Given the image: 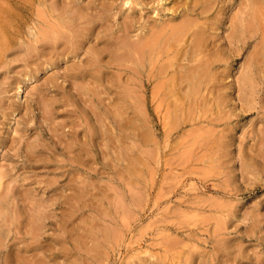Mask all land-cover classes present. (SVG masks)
Here are the masks:
<instances>
[{
	"label": "bare ground",
	"instance_id": "bare-ground-1",
	"mask_svg": "<svg viewBox=\"0 0 264 264\" xmlns=\"http://www.w3.org/2000/svg\"><path fill=\"white\" fill-rule=\"evenodd\" d=\"M37 1V0H36ZM64 1V0H63ZM157 1H162V0H157ZM189 1L192 2L191 6H189ZM219 0H184L182 1L181 5L182 6H186L184 8V10L182 11V13L180 12V20L178 19V21H172V20H159L158 19H153L150 20L149 22H147V20L145 19V21L140 22L139 18H136V14L132 13V9H131V5L134 2L133 0H122L118 12L122 13L121 16V23L119 26H117L118 28L115 30V28H112L113 25H115V23L112 24H108L105 25L107 23L106 22L108 19L110 20V18L113 19V21L116 20V11L113 10V2L108 3V4H104V3H99L102 6L101 12L98 14L96 20L100 21L99 27L97 28L95 34H93L94 29L96 28V21L95 19H93V17L89 18V15H86V12L83 11V9L85 8V6H87V10L88 8V3L85 2L84 5L82 4H77L76 7L74 6V9H72V11L70 13L67 14L66 19H64L63 17H59L60 22L58 21V23L56 22L55 24H50L49 22L45 21L46 24H50V26L48 27H44V29L41 28H37L38 30L35 31L36 33H34L35 37L33 40H31V44H28L25 49V57L30 58V60L32 61V63L34 64L33 68L30 70H22L20 72V74H22L23 78H21L20 74L18 76L15 77L14 80H11L9 82V88H14L15 91H17V93H19L21 90L26 89L27 91H29L30 93H33V91L36 93V104H37V109H41V115L40 118L37 119V122L40 126V130H36V133L31 134L30 136H28L29 138H25L23 144H21L19 142L20 138L18 140V138L15 137H9L10 141H6V140H1L0 142L7 146V149H10L14 146V144L18 142L21 144H18L20 147H22L21 149H23V158L26 161H31L32 162H41V163H48L51 160V152L52 155L54 154V156L60 154L63 156H66V161H68V163H72V162H78L79 160L84 161L85 164H91L92 162H94V154L92 153L93 150L90 149L91 146V140H92V131L94 132L96 129H92L93 126H91V129L89 128L90 126L88 125V130L83 129V131L81 132L77 127L78 126H82V122L79 119L80 117H85L87 116V109H85V107H83L84 109H81L79 106H82L81 104L78 106L81 110L75 114V107L77 108V103H79V99L83 100L85 103L87 101V107L89 108V111L91 113V115H93L92 113L98 114L99 115V120L100 122V126L101 129L99 127V130L101 132L100 133V137L99 139L102 140V146H104L105 152L108 149V145H109V141H110V137L112 138V135H110L109 130L111 131L112 129L108 126V121H109V117L110 114L114 111L111 108V102H109V98L111 96V94H114L115 97H117V99L124 100L127 99L128 97H132V96H136L137 94H139L136 89L134 87H128L129 84L131 85V83H133L134 79H135V75L140 74V72H142V68L146 69L147 65H152L153 68H156L157 72L156 75L159 77L161 76V74L163 75V73L167 72V66L164 65H158V67H155V62H157L158 57L163 55V51H168L169 48L173 49V47L175 46L174 44L176 43H180V41H183V45L181 47V51L177 52V54L179 53L180 55H183L182 58H180L179 60H187L189 59L187 56V53L193 52V56L194 58H191L189 61L187 60L186 62H182L181 63H177L178 65H176L179 69L177 70H173L171 69V72H167L165 77L166 79V83L168 84V88L166 89V94L167 97L168 96H172V98H174V101H179V99L183 98L185 100V98L187 97V95L189 94L190 90L192 89V84L195 87L194 90H196L195 93H193L192 95H196L197 92H200L201 86L202 85H207V83L209 82V80H213L216 78H218L217 76H219V72H218V68L221 66V64L223 65V67L221 68V76H223V74H225V76H228V74H230V69H231V61L236 60V58L238 56L241 55V51L243 49H245L247 46H249L251 44V42L253 41V39L257 38L252 45V48H250V50L247 51V54L244 57L243 62L240 64V67L238 69V74L235 77L236 79V90H237V99L240 101V107L241 111L244 112H249L251 109L257 107L256 105V101H255V95L257 91L260 89V83H263V89H264V0H239L238 2V6L234 9V10H230L228 12L227 9V5L228 4H232V2L230 0H220L221 2L218 3ZM238 1V0H237ZM18 2V1H17ZM39 2V1H38ZM44 2V1H43ZM49 2V1H48ZM53 2V1H52ZM68 2V0H67ZM65 3V5H67L68 3ZM104 2V1H102ZM171 2V1H170ZM15 3V2H14ZM21 3V2H20ZM45 3V2H44ZM55 3V2H54ZM72 3V2H71ZM90 3V0H89ZM159 3V2H158ZM178 3V2H177ZM228 3V4H227ZM48 4V3H45ZM117 4V3H116ZM163 4V3H162ZM234 4V3H233ZM39 5V4H38ZM70 5V3H69ZM68 5V6H69ZM90 5V4H89ZM118 5V4H117ZM126 5V6H125ZM145 5V4H144ZM150 5V4H148ZM155 5V4H154ZM46 6V5H45ZM63 8V5H61ZM94 6V5H93ZM121 6H124L121 7ZM158 6V5H157ZM180 6L179 5H175V6H171V11H173L174 13H176V9L177 7ZM41 7V6H39ZM38 7V8H39ZM48 7V6H46ZM45 7V8H46ZM70 7V6H69ZM92 7V6H91ZM231 7V6H230ZM44 8V7H43ZM53 8V7H51ZM50 8V9H51ZM95 8V7H93ZM180 8V7H178ZM98 9V7H97ZM117 9V8H116ZM128 9V10H127ZM40 10V11H39ZM39 12H41V9L39 8ZM53 10V9H52ZM55 10V9H54ZM126 10V11H125ZM158 10V9H157ZM37 11V13H38ZM47 11V10H46ZM62 12H64L63 10H61ZM59 10V12H61ZM68 11V10H67ZM66 11V12H67ZM91 11V10H90ZM93 11H95L93 9ZM92 11V12H93ZM124 11V12H123ZM178 11V10H177ZM23 12V11H22ZM51 12V11H50ZM48 11V13H50ZM56 12V11H55ZM69 12V11H68ZM96 12V11H95ZM143 12V11H142ZM149 12V11H148ZM153 12V11H152ZM41 13H43L42 15H44V12L42 11ZM88 13V12H87ZM98 13V12H97ZM157 13V12H156ZM197 13V14H196ZM28 14V13H27ZM52 14V12L50 13ZM63 14V13H61ZM65 14V12H64ZM154 14V13H153ZM169 14V13H168ZM195 14V15H194ZM53 15V14H52ZM92 15V13H91ZM90 15V16H91ZM97 15V14H96ZM146 15V14H145ZM162 15V14H159ZM171 15V14H170ZM38 16V15H37ZM50 16V15H49ZM93 16V15H92ZM34 17V15H33ZM36 17V16H35ZM40 17V16H39ZM56 17V16H54ZM140 17V16H139ZM150 17V16H149ZM158 17V16H157ZM163 17V16H162ZM49 18V17H48ZM51 18V17H50ZM53 18V17H52ZM142 18V17H141ZM41 19V18H40ZM56 19H53L54 21H56ZM175 19V18H174ZM47 20V19H46ZM51 20V19H50ZM35 21V20H34ZM32 21V22H34ZM80 21H84L85 26H81L80 30H76L74 29L75 24L81 23ZM39 22V21H38ZM43 22V21H42ZM112 22V21H111ZM119 23V22H118ZM48 24V25H49ZM117 24V23H116ZM30 25V24H28ZM44 25V24H43ZM17 26V25H16ZM34 26V25H33ZM42 26V25H40ZM46 26V25H45ZM77 26V25H76ZM79 26V25H78ZM77 26V27H78ZM27 27V26H26ZM76 27V28H77ZM114 27V26H113ZM79 28V27H78ZM36 29V28H35ZM224 29V32L223 30ZM10 38V37H9ZM29 39V38H28ZM0 43H3L2 41H0ZM15 45V44H14ZM11 46V44H10ZM13 46V45H12ZM177 47V46H176ZM13 49V48H12ZM170 50V49H169ZM246 50V49H245ZM13 51V50H12ZM11 51V52H12ZM175 51V50H174ZM173 51V52H174ZM178 51V50H177ZM244 51V50H243ZM18 52V51H17ZM21 52V51H20ZM10 53V52H9ZM14 53V52H13ZM168 53V52H167ZM170 53V52H169ZM20 54V53H19ZM175 54V53H173ZM191 54V53H190ZM172 55V54H171ZM244 55V54H243ZM1 57V54H0ZM169 57V55L167 56V58ZM179 57V56H178ZM170 58V57H169ZM2 59V58H1ZM22 59V57L20 58ZM164 58H162L163 60ZM172 59V58H171ZM60 60V68H62V72L60 71V76H62L63 80L66 81L68 88H65L64 86H60V98L57 97L54 93L53 95L47 97L48 94V90L52 89V88H56L57 84L56 83V75L53 72H50L48 74L44 73L45 69H47L48 67H51L52 65H55L56 62ZM161 60V61H162ZM167 60H165L164 62H166ZM190 61H193V63H189ZM242 61V60H241ZM167 62L170 63V61L168 60ZM166 62V63H167ZM174 62V61H173ZM44 63L43 66H41ZM234 65V64H233ZM237 65V64H236ZM173 67V68H176ZM146 67V68H145ZM151 67V68H152ZM11 68V67H10ZM19 68V67H18ZM38 68H41L43 72V74H41L40 76L38 75ZM56 68V67H55ZM150 68V67H149ZM148 68V69H149ZM150 68V69H151ZM7 69V68H6ZM9 70V69H8ZM61 70V69H60ZM5 71V70H4ZM11 71V70H9ZM13 71V70H12ZM47 71V70H46ZM148 73L150 70H147ZM147 71H145V73H147ZM59 72V70H58ZM3 73V72H2ZM1 73V74H2ZM143 73V72H142ZM218 73V74H217ZM143 75V74H142ZM152 75H155L152 73ZM3 76V74H2ZM6 76V75H5ZM125 76V85L123 86L121 80L122 77ZM148 76V74H147ZM146 76V77H147ZM232 76V74H231ZM261 77H263V79L261 80ZM3 78V77H2ZM152 78V77H150ZM155 78V77H154ZM4 79V78H3ZM160 80V78H158ZM39 80H42L41 84L42 86L40 88H38L39 86H37V84H39ZM135 80H138L137 77ZM146 80H149V78L147 77ZM154 81L157 82V84H161L160 81ZM261 80V81H260ZM141 83L145 82V79H142L141 77ZM140 81H136V82H140ZM151 81V80H150ZM188 81H190L191 83H189ZM223 81V80H222ZM3 82V81H2ZM62 82V81H60ZM159 82V83H158ZM184 82V83H183ZM140 83V86H141ZM152 83V85L154 84ZM165 83V82H164ZM212 83V82H211ZM210 83V84H211ZM220 83V82H219ZM224 83V82H223ZM6 84V83H5ZM56 84V86H55ZM64 84V83H63ZM62 84V85H63ZM148 84V83H147ZM191 84V85H190ZM150 85V86H152ZM156 85V84H155ZM213 85V84H212ZM228 85V83H227ZM225 86L224 89L226 90V94L228 93L229 90H233L234 87L231 85ZM132 86H134V84H132ZM136 86V85H135ZM162 86V85H161ZM209 86V85H208ZM219 86V85H218ZM217 86V87H218ZM1 87V86H0ZM5 87H8L5 85ZM115 87V89H113ZM160 87V86H159ZM159 87H152L150 89H153L151 91V93H154V90L159 89ZM166 87V86H165ZM206 91L209 95H211L210 97L213 98V100L215 98H221L223 96L222 93L216 92V89H220L221 88H214L215 86H212L210 89L209 87H206ZM137 88V86H136ZM146 88V87H145ZM144 88V89H145ZM215 90H214V89ZM262 88V87H261ZM2 88H0L1 90ZM7 89V88H6ZM141 89V88H139ZM143 89V88H142ZM141 89V90H142ZM223 89V88H222ZM223 89V90H224ZM228 89V90H227ZM58 90V89H56ZM193 90V89H192ZM204 90V89H203ZM235 90V91H236ZM25 91V90H24ZM145 91V90H144ZM163 91V89H162ZM4 92V90L2 91ZM10 92V91H9ZM142 92V91H141ZM159 92V91H158ZM6 93V92H5ZM5 93H3L5 95ZM144 93V92H143ZM150 93V95H152ZM192 93V91H191ZM190 93V94H191ZM203 93V92H202ZM236 93V92H235ZM52 94V93H51ZM201 94V93H199ZM206 94V93H205ZM229 94V93H228ZM225 95L227 96V98L232 99V96L229 95ZM2 95V94H1ZM29 95V94H28ZM50 95V94H49ZM156 95V94H155ZM154 95V96H155ZM162 95V94H161ZM8 96V95H7ZM31 96V95H29ZM113 96V95H112ZM143 96V95H142ZM141 96V97H142ZM164 95H162L163 98ZM25 97V96H24ZM23 97V98H24ZM34 97V96H33ZM84 97V98H83ZM152 97V96H150ZM158 97V96H157ZM181 97V98H180ZM192 97V96H191ZM204 97V96H203ZM1 98V96H0ZM27 98V97H26ZM30 98V97H29ZM32 98V96H31ZM211 98V99H212ZM6 99V98H5ZM139 99V98H138ZM143 98H141L142 100ZM155 99V97H154ZM160 99V98H159ZM157 99V101L159 100ZM165 99V98H164ZM188 99V98H187ZM222 99V98H221ZM7 100V99H6ZM23 100V99H21ZM26 100V99H25ZM24 100V101H25ZM111 100V99H110ZM136 100V99H135ZM134 100V101H135ZM167 100V99H166ZM257 100V99H256ZM138 101V100H137ZM161 101V100H160ZM190 101H192V99H190ZM203 101V100H202ZM217 101V100H216ZM223 101V100H222ZM2 102V101H1ZM0 102V103H1ZM4 102V101H3ZM6 102V101H5ZM4 102V103H5ZM113 103L117 102V101H112ZM119 102V101H118ZM141 102V101H140ZM156 102V101H155ZM167 102V101H165ZM175 102V104H176ZM181 105H183V101H179ZM182 102V103H181ZM214 102V101H213ZM264 102V101H263ZM13 103V102H11ZM132 103H134L132 101ZM137 102H135L136 104ZM152 103V102H151ZM158 103V102H156ZM197 103V101H196ZM208 103V102H207ZM128 104V103H127ZM131 104V103H130ZM129 104V105H130ZM134 104V105H135ZM191 105V102L189 103ZM226 104V103H225ZM230 104V103H229ZM256 104V105H255ZM115 105V104H114ZM114 105L112 104V106L114 107ZM123 105V104H122ZM169 105V104H166ZM172 105V103H171ZM174 105V104H173ZM179 105V103H178ZM186 105V104H185ZM198 105V103H197ZM201 105V103H200ZM205 107L207 106L206 104ZM222 105V104H221ZM72 107V109L68 110L67 107ZM124 106V105H123ZM126 106V105H125ZM128 106V105H127ZM175 106V105H174ZM189 109V105H186ZM195 106V104H194ZM210 106V105H209ZM231 106V105H230ZM233 106V105H232ZM60 110H59V108ZM69 107V108H70ZM118 107V106H117ZM143 107V106H142ZM155 107V106H154ZM158 108V106H156ZM166 107V106H165ZM172 107V106H171ZM178 107V106H177ZM176 107V108H177ZM218 107V105H217ZM264 106H260V108H262ZM5 109L8 108V110H10V113H12L15 110H18L19 115L20 116V121L21 118L23 121L28 122L31 119L30 118H23L22 115H24L25 113H28L27 111L29 110L28 106L26 105V107H23L22 105H18L17 103L11 105L10 107L5 106ZM25 108V109H24ZM31 108V107H30ZM119 108V107H118ZM131 108V107H130ZM162 108V107H161ZM175 108V109H176ZM208 108V107H206ZM22 109H24V111H22ZM114 109V108H113ZM121 109V107H120ZM123 109V108H122ZM121 109V110H122ZM145 109V108H144ZM155 109V108H154ZM167 109V107L165 108ZM184 107H179L174 110L176 113L177 111V115H176V119H173L175 121V125L179 124L180 125V120L181 122L185 121V117H183L182 113ZM205 108H203L204 110ZM209 109V108H208ZM213 109L216 108L213 107ZM218 109V108H217ZM236 109V107H235ZM238 109V108H237ZM35 110V109H34ZM119 110V109H118ZM135 110V109H134ZM168 110V109H167ZM167 110H162L163 112ZM170 110V109H169ZM185 110V109H184ZM191 110V109H190ZM137 111V110H136ZM141 111V110H140ZM146 111V110H145ZM159 111V110H158ZM178 111L179 113H181V119L178 115ZM194 110L192 109L191 112H193ZM212 111V110H211ZM257 111V109H256ZM1 112V111H0ZM116 112V111H115ZM114 112V113H115ZM189 112V111H186ZM214 113V111H212ZM225 113V111H223ZM252 112V111H251ZM15 113V112H14ZM31 113V112H30ZM38 113V112H37ZM123 113V112H122ZM130 113V112H128ZM143 113V112H142ZM147 112H144V114ZM159 114V112H157ZM162 113V112H161ZM263 113V112H262ZM113 114V113H112ZM117 114V113H116ZM121 114V113H120ZM135 114V113H134ZM143 114V116H144ZM186 114V113H185ZM193 114V113H191ZM190 114V115H191ZM230 114V112H229ZM239 114V113H238ZM258 114V113H257ZM15 115V114H14ZM148 115V114H147ZM188 115V114H187ZM210 115V113H209ZM208 115V116H209ZM227 115V114H226ZM251 115V114H250ZM16 116V115H15ZM36 116V115H35ZM89 116V115H88ZM87 116V118H88ZM128 116V115H127ZM146 116V115H145ZM161 116V114H160ZM165 116V115H164ZM193 116V115H192ZM204 116V114L202 115V117ZM207 116V117H208ZM215 116V115H214ZM248 116V115H247ZM10 117V116H9ZM34 117V116H33ZM60 117V118H59ZM92 117V116H91ZM119 117V116H118ZM117 117V118H118ZM134 117V115H133ZM132 117V118H133ZM140 117V115H139ZM189 117V116H187ZM191 117V116H190ZM211 117V116H210ZM225 117V116H224ZM243 117V116H242ZM245 117V116H244ZM16 118V117H15ZM79 119L78 120H76ZM144 118V117H143ZM148 118V117H147ZM196 118V117H195ZM89 119V118H88ZM119 119V118H118ZM135 119V117H134ZM133 119V120H134ZM145 119V118H144ZM212 119V118H211ZM220 119V117H219ZM16 120V119H15ZM87 120V119H86ZM111 120V119H110ZM141 120V119H140ZM147 120V119H145ZM144 120V121H145ZM171 120V119H170ZM190 119H188L189 121ZM192 120V119H191ZM194 120V119H193ZM258 120V119H257ZM12 121V120H11ZM19 121V122H20ZM83 121V120H82ZM96 121V120H95ZM94 121V122H95ZM120 121V119H119ZM125 121V120H124ZM134 121H137L136 119ZM144 121L143 122V126H144ZM148 121V120H147ZM162 121V120H160ZM159 121V122H160ZM166 121V120H165ZM173 121V122H174ZM222 121V120H221ZM261 121L260 122V127L258 126V135L257 138L255 139L253 145L250 146V148H252V153L250 155H248L247 158H245V152L242 148V145L240 147V156L242 158L241 161V177L245 175V179L244 181V186L239 185L234 183L231 187L228 186H223V190H216V192L220 193L221 196L225 197H219V196H212L209 197L208 199H212L211 203L209 204V211L208 212H203L201 213L205 218L206 221L203 220L204 222L209 223L210 225L209 228L207 227V231L209 232V240H211L212 243V247L211 250H204V251H198L195 252L193 254H191V252H188L184 255V260H183V264H193L196 260V256L200 255L201 258L198 260V263L196 264H264V255H261L259 252L261 251V248H264V197L260 198V199H255V200H250L251 202H249V204H246L245 206H242V204L239 203V200L237 202V198H239V196H243L246 195L250 198V196L252 197V195H255L256 192L260 189H262L264 187V177L260 178L259 176L264 174V116L261 117ZM89 122V121H88ZM87 122V123H88ZM93 122V121H92ZM96 122V123H97ZM110 122V121H109ZM111 121L110 125L112 124ZM118 122V121H115ZM158 122V121H157ZM158 122V123H159ZM172 122V123H173ZM206 122V121H205ZM225 122V121H224ZM21 123V122H20ZM29 123V122H28ZM43 123L45 125H43ZM130 123V122H129ZM146 123V122H145ZM151 123V122H150ZM162 123V122H161ZM159 123V124H161ZM169 123V122H168ZM212 123V122H211ZM223 123V122H222ZM249 123V122H248ZM36 124V123H35ZM37 124V125H38ZM115 124V123H114ZM113 124V126H115ZM118 124V123H117ZM123 124V123H122ZM126 126L127 123L125 122ZM137 124V123H136ZM141 124V123H139ZM138 124V125H139ZM148 124V123H146ZM171 124V123H169ZM182 124V123H181ZM195 124V123H194ZM245 124V122H244ZM5 125V124H4ZM20 125V124H19ZM165 125V123H164ZM173 124H171L172 126ZM208 125V124H207ZM212 125V124H210ZM251 125V124H250ZM250 125H248L250 127ZM257 125V124H256ZM23 126V125H22ZM112 126V127H113ZM119 126V125H118ZM170 126V125H169ZM181 126V125H180ZM193 126V125H190ZM200 126V125H198ZM221 126V124H220ZM246 126V125H245ZM6 127V126H5ZM97 127V125H96ZM97 127V128H98ZM137 127V126H136ZM148 128L150 126H147ZM153 127V126H152ZM174 127V126H173ZM172 127V128H173ZM177 127V126H176ZM175 127V128H176ZM187 127V126H186ZM205 127V126H204ZM208 127V126H207ZM212 127V126H211ZM210 126L208 128H211ZM225 127V126H224ZM13 128V127H12ZM66 128V129H65ZM118 128V127H117ZM130 128H131V124H130ZM134 128V127H133ZM181 128V127H180ZM179 128V129H180ZM195 128V127H194ZM199 127H197L198 129ZM201 128V127H200ZM218 128V127H217ZM234 128V127H233ZM242 128V127H240ZM248 128V127H247ZM9 129V128H8ZM39 129V128H38ZM136 129V128H135ZM144 129V128H143ZM150 129V128H149ZM161 129V128H160ZM171 129V128H170ZM169 129V130H170ZM238 129V128H237ZM252 129V127H251ZM98 130V129H97ZM98 130V131H99ZM114 130V129H113ZM123 130V129H122ZM134 130V129H133ZM140 130V129H139ZM145 130V129H144ZM147 130V129H146ZM151 130V129H150ZM166 130V128H165ZM178 130V129H177ZM186 129H184L185 131ZM212 131L213 128H211ZM221 129H219L220 131ZM250 130V129H249ZM13 133L15 132L14 130H12ZM138 131V130H137ZM141 131V130H140ZM160 131V130H159ZM188 131L190 132L191 130ZM208 132V130H205V132ZM248 131V130H247ZM253 131V130H252ZM17 132V131H16ZM26 132V131H25ZM96 132V131H95ZM151 132V131H150ZM153 132V131H152ZM163 132V131H161ZM165 132V131H164ZM168 132V131H167ZM194 132H197L196 130ZM210 132V131H209ZM221 132V131H220ZM256 132V131H255ZM254 132V133H255ZM24 133V132H23ZM97 133V132H96ZM95 133V134H96ZM124 133V132H123ZM142 133V131H141ZM175 133V132H174ZM187 133V132H186ZM202 133V132H201ZM222 133V132H221ZM220 133V134H221ZM249 133V132H248ZM252 133V132H251ZM22 134V133H21ZM44 134H47L49 139H45ZM133 134V133H132ZM135 134V133H134ZM151 134L152 133H148L145 132L141 137L143 143L147 144L149 142L152 141V137L151 138ZM164 134V133H163ZM172 134V133H171ZM177 134V133H176ZM185 132L183 133V136L181 139H183ZM197 134V133H196ZM211 134V132H210ZM219 134V133H218ZM217 134V135H218ZM219 134V135H220ZM243 134V133H242ZM240 134V135H242ZM5 135V134H4ZM7 135V134H6ZM11 135V133H10ZM20 135V134H18ZM28 135V134H27ZM97 135V134H96ZM120 135V134H119ZM127 135V134H126ZM129 135V133H128ZM136 135V134H135ZM182 135V134H181ZM216 135V134H215ZM216 135V136H217ZM252 137V134H250ZM46 136V137H47ZM117 136V133H116ZM165 136V135H164ZM172 136V135H171ZM191 136L190 133L187 136V138ZM194 136V135H193ZM206 136V135H204ZM203 136V137H204ZM221 136V135H220ZM224 136V135H223ZM244 136V134L242 135ZM255 136V135H254ZM27 137V136H26ZM32 137V138H31ZM120 137V136H119ZM168 137V136H167ZM165 136V138L162 137V139H166L167 138ZM170 137V136H169ZM168 137V138H169ZM202 137V136H201ZM207 137V136H206ZM245 137V136H244ZM98 138V137H97ZM118 138V137H117ZM121 138V137H120ZM133 138V137H132ZM135 138V137H134ZM139 138V137H138ZM161 138V137H160ZM159 138V139H160ZM171 138H177V137H171ZM185 138V137H184ZM255 138V137H254ZM119 139V138H118ZM191 139H194L193 137ZM198 139H200L198 137ZM217 139V138H216ZM215 139V140H216ZM238 139V138H237ZM97 140V139H96ZM115 140V138H114ZM135 140V139H133ZM137 140V139H136ZM155 140V139H154ZM153 140V141H154ZM172 140V139H171ZM174 140V139H173ZM177 140V139H176ZM190 139H188L187 141H189ZM197 140V139H196ZM204 140V138H203ZM212 140V139H211ZM225 140V139H224ZM252 140V139H250ZM21 141V140H20ZM127 141V139H126ZM130 141V140H128ZM152 141V142H153ZM157 141V140H156ZM164 141V140H162ZM175 141V140H174ZM186 141V139H185ZM195 142V139L193 140ZM207 141V140H206ZM214 141V140H213ZM240 141V140H239ZM238 141V142H239ZM95 142V141H94ZM117 142V141H116ZM133 142V141H132ZM155 142V141H154ZM166 142V141H165ZM179 142V141H178ZM221 141H219L220 143ZM241 142V141H240ZM0 143V144H1ZM113 143V142H112ZM126 143V142H125ZM129 143V142H128ZM128 143H126L128 145ZM131 143V142H130ZM135 143V141L133 142ZM132 143V144H133ZM142 143V142H141ZM169 143V142H168ZM173 143V142H172ZM171 143V144H172ZM181 143V142H179ZM189 144V142H187ZM227 143V142H226ZM243 143V142H242ZM116 144V143H114ZM138 144V143H137ZM144 144V145H145ZM175 144V143H174ZM191 144V142H190ZM194 144V143H193ZM237 144V143H236ZM17 145V144H16ZM120 145V144H119ZM122 145V143H121ZM123 148V146H121ZM135 145V144H133ZM132 145V146H133ZM144 145L140 148H143ZM150 145V144H149ZM185 145H187L185 143ZM184 145V146H185ZM196 145V144H195ZM205 145V143H204ZM211 145V144H210ZM19 146H16L15 148L18 150ZM97 146V145H96ZM110 146V145H109ZM118 146V144L116 145ZM138 146V145H136ZM179 146V145H178ZM190 146V145H188ZM202 146V145H201ZM212 146V145H211ZM229 146V145H228ZM232 146V145H231ZM234 146V145H233ZM57 147H59V150H57ZM114 147V146H113ZM172 147V146H171ZM170 147V148H171ZM175 148V146H173ZM177 147V146H176ZM194 147V145H193ZM204 149V146H202ZM207 147V146H206ZM224 146H222L223 148ZM230 147V146H229ZM246 147V146H245ZM93 148V147H92ZM103 148V147H102ZM115 148V147H114ZM113 148V150H114ZM147 148V146L145 147V149ZM152 145H151V150H152ZM178 148V147H177ZM189 148V147H188ZM235 148V147H234ZM20 149V150H21ZM96 149V148H95ZM110 149V148H109ZM117 149V148H116ZM119 149V147H118ZM121 149V148H120ZM125 149V148H124ZM135 149V148H134ZM138 149V148H137ZM155 149V147H154ZM168 149V147H167ZM190 149V148H189ZM202 149V150H203ZM224 149V148H223ZM11 150V149H10ZM15 150V149H14ZM13 150V151H14ZM102 150V149H101ZM111 150V152L113 153L114 151ZM122 150V149H121ZM120 150V151H121ZM136 150V149H135ZM160 150V149H159ZM162 150V149H161ZM171 150V149H170ZM169 150V151H170ZM183 150V149H182ZM185 150V149H184ZM196 150V148H195ZM213 150V149H212ZM2 151V150H1ZM6 151V149H5ZM173 151V149H172ZM177 151V150H175ZM189 151V150H188ZM210 151V150H209ZM226 151V150H225ZM16 152V151H15ZM19 152V151H18ZM99 152V150H98ZM101 152V151H100ZM124 152V151H122ZM145 152V150H144ZM151 152H155L154 150ZM180 152V150L178 151ZM186 152V151H184ZM196 152V151H194ZM202 152V151H200ZM204 152V150H203ZM208 152V150H207ZM215 152V150H214ZM214 152H210L211 154ZM222 152V151H221ZM8 153V152H7ZM127 153V152H126ZM150 154V152H148ZM162 153V151H161ZM164 153V152H163ZM197 153V152H196ZM206 153V151H205ZM223 153V152H222ZM97 154V153H96ZM103 154V153H102ZM108 154V153H107ZM107 154L105 156H107ZM115 154V153H113ZM122 154V153H121ZM125 154V153H124ZM123 154V155H124ZM128 154V153H127ZM132 153H130L131 155ZM136 154V153H135ZM166 154V153H165ZM175 154H171L173 157H175ZM181 154V153H180ZM179 154V155H180ZM203 154V153H202ZM202 154H200L202 156ZM215 154V153H214ZM228 154V153H227ZM231 154V153H230ZM229 154V155H230ZM101 155V154H100ZM134 155V153H133ZM138 156V154H136ZM136 155H134L136 157ZM155 155V154H153ZM151 154L150 157L153 156ZM178 155V154H177ZM178 155V156H179ZM183 155V153H182ZM200 155H195V156H200ZM209 155V154H208ZM224 155V154H223ZM62 156V158H63ZM125 156V155H124ZM123 156V157H124ZM133 156V157H134ZM167 156V154H166ZM165 156V157H166ZM170 155H168L169 157ZM187 156V155H186ZM200 156V157H201ZM225 156V155H224ZM256 156V157H255ZM17 157V156H16ZM20 157V156H19ZM108 157V156H107ZM122 157V156H121ZM126 158H128L127 156H125ZM124 157V158H125ZM139 158L142 159L141 156H138ZM180 157V156H179ZM182 157V156H181ZM180 157V158H181ZM192 157V156H191ZM208 157V156H207ZM210 157V156H209ZM216 157V156H215ZM226 157V156H225ZM103 158V157H102ZM110 158V157H109ZM137 158V157H136ZM137 158V159H139ZM154 159V156L152 157ZM184 158V155H183ZM186 158V157H185ZM184 158V159H185ZM199 158V157H198ZM211 158V157H210ZM220 158V157H219ZM233 158V157H231ZM237 158V157H236ZM18 159V158H17ZM54 159V157H53ZM131 159V158H130ZM139 159V160H141ZM167 159V158H166ZM168 159H171L168 158ZM178 159V158H177ZM197 159V158H196ZM3 160V159H2ZM22 160V159H21ZM128 160V159H127ZM150 160V159H149ZM148 160V161H149ZM164 160V159H163ZM198 160V159H197ZM196 160V161H197ZM1 161V160H0ZM57 161V160H56ZM62 161V160H61ZM64 161V159H63ZM110 161V160H109ZM125 161V160H124ZM131 161V160H130ZM168 161V160H167ZM166 161V162H167ZM172 161V160H171ZM210 161V160H209ZM213 161V160H211ZM2 165H3V161ZM5 162V161H4ZM15 162V161H14ZM89 162V163H88ZM100 162V161H99ZM132 162V161H131ZM135 162V160H134ZM161 162V161H160ZM163 162V161H162ZM201 162V161H200ZM216 162V161H215ZM219 162V161H218ZM233 162V161H232ZM235 162V161H234ZM52 163V162H51ZM54 163V161H53ZM52 163V164H53ZM61 163V162H60ZM66 163V162H65ZM108 163V162H107ZM111 163V162H109ZM140 163V162H139ZM151 163V162H149ZM170 164V162H168ZM192 163V162H191ZM207 163V162H206ZM213 163V162H212ZM211 163V164H212ZM224 163V162H223ZM231 163V162H230ZM21 164V163H20ZM59 164V163H57ZM64 164V163H63ZM125 164V163H124ZM131 164V163H129ZM140 164H146V163H140ZM148 164V163H147ZM161 164V163H160ZM1 165V164H0ZM2 165L0 167H2ZM9 165V164H8ZM11 165V164H10ZM17 165V164H16ZM22 165V164H21ZM106 165V164H105ZM128 165V162L127 164ZM133 165V164H131ZM135 165V164H134ZM152 165V164H151ZM168 165V164H167ZM210 165V164H209ZM219 165V163L217 164ZM33 166V165H32ZM45 166V165H43ZM90 166V165H89ZM121 166V165H120ZM129 166V165H128ZM150 165L148 164V168ZM161 166V165H160ZM207 166V165H206ZM211 166V165H210ZM207 166V167H210ZM48 167V166H47ZM50 167V166H49ZM62 167V166H61ZM67 167V166H66ZM69 167V165H68ZM91 167V166H90ZM126 167V166H125ZM146 167V166H145ZM155 167V166H154ZM164 167V166H163ZM174 167V166H173ZM230 167V164L229 166ZM41 168V167H40ZM39 168V169H40ZM43 168V167H42ZM57 168V167H56ZM76 168V167H75ZM95 168V167H93ZM118 168V167H117ZM127 168V167H126ZM130 168V167H129ZM136 168V165H135ZM134 168V169H135ZM138 169L140 168L139 166L137 167ZM159 168V167H158ZM197 170L199 169L195 167ZM201 170H204V167L200 165ZM203 168V169H202ZM9 169V167L7 168ZM7 169H0V248L2 246H6V238H8L7 236L8 233H10L12 227H14L15 229H17L18 231H21V236L16 239V241H13V243L11 245H13V247L11 248V245H9V251H7L6 255H5V260L4 263L2 264H50V262L48 263V259H50L52 256H54L55 254L60 255V238L56 235H52L50 241H46L43 240L44 239V234L47 231L45 229L46 227V223L49 221L48 218L50 215V213H48V207L50 205H54L53 203L56 202V199L59 198L61 193V190L58 193H56L55 191H57L58 187H54L53 191L54 194L48 196L47 198H45V200L41 198V200H36L33 199L32 196L30 195L31 192H34L35 190H33V186L28 187L27 188H23L24 191L22 193H20L21 191L17 190V184H19V180H21V185L24 184L25 179H27V176H22L20 178H18L17 176H14L13 173L10 170ZM27 169V168H25ZM46 169V167H45ZM51 169V167L49 168ZM47 169V170H49ZM58 169L59 165H58ZM57 169V170H58ZM63 169V168H62ZM69 170H72L70 167L68 168ZM88 169V168H87ZM90 169V168H89ZM92 169V168H91ZM107 169V168H106ZM105 169V170H106ZM131 169V168H130ZM142 168H140L141 171ZM161 169V168H160ZM208 169V168H206ZM42 170V169H40ZM44 170V169H43ZM53 170V169H52ZM117 170V169H116ZM128 170V169H127ZM137 170V169H136ZM146 170V169H145ZM167 170V169H166ZM169 170V169H168ZM167 170V171H168ZM200 170V171H201ZM209 170V169H208ZM220 170V169H218ZM225 170V168H224ZM20 171V170H19ZM18 171V172H19ZM61 171V170H60ZM76 171V169H75ZM122 171V170H121ZM147 171V170H146ZM161 171V170H160ZM187 171V170H186ZM193 171V170H191ZM211 171V169H210ZM229 171V170H228ZM36 172V171H35ZM42 172V171H41ZM48 172V171H46ZM57 172V171H56ZM64 172V171H63ZM68 172V171H67ZM70 172V171H69ZM78 172V171H77ZM139 172V171H138ZM142 172V171H141ZM139 172V174L141 173ZM148 172V171H147ZM158 172V171H157ZM156 172V173H157ZM199 172V171H198ZM208 172L207 170H204V173ZM217 172V171H216ZM215 172V173H216ZM28 173V172H27ZM60 173V172H59ZM72 173V172H71ZM86 173H88L87 175L90 174V170H86ZM94 173V172H93ZM96 173V172H95ZM132 173V172H131ZM146 173V172H145ZM155 173V172H154ZM203 173V174H204ZM209 173V172H208ZM229 173V172H228ZM47 174V173H45ZM58 174V173H57ZM62 174V173H60ZM66 174V173H65ZM77 174V173H76ZM83 174V173H81ZM100 174V173H99ZM180 174V173H179ZM184 174V172H183ZM183 174L182 177H183ZM192 174H195L194 172ZM201 174V177L202 175ZM211 174V172H210ZM214 174V173H213ZM217 174V173H216ZM215 174V175H216ZM226 174V173H224ZM233 174V172H232ZM248 174L252 175V177L248 178ZM41 175H44L41 173ZM48 175V174H47ZM75 175V174H74ZM80 175V173H79ZM124 175V174H123ZM149 175V174H148ZM180 175V176H181ZM200 175V174H199ZM208 175V174H207ZM221 175V174H220ZM227 175V174H226ZM36 176V175H35ZM51 176V175H50ZM49 176V177H50ZM80 176H84V175H80ZM130 176V175H129ZM134 177V175H132ZM155 176V175H154ZM230 175L226 176L229 177ZM239 176V175H238ZM40 177V176H39ZM45 177V176H44ZM47 177V176H46ZM53 177V175H52ZM55 177V176H54ZM68 177V175H67ZM78 177V176H77ZM93 177V176H92ZM126 177V176H125ZM131 177V176H130ZM130 177H128L129 179H131ZM136 177V176H135ZM148 177V176H147ZM182 177H179L180 179ZM197 177V176H196ZM199 177V176H198ZM211 177V176H210ZM218 177V175L216 176ZM231 177V176H230ZM262 177V176H261ZM43 178V177H42ZM58 177H56L57 180ZM66 178V176H65ZM85 178V176H84ZM84 178H79L78 179H83ZM142 178V177H141ZM149 178V177H148ZM155 178V177H154ZM177 178V177H176ZM208 178V177H206ZM213 178V177H212ZM215 178V176H214ZM38 179V178H37ZM47 179V178H46ZM52 179V178H50ZM55 179V178H54ZM70 178L68 177V180ZM75 179V178H74ZM120 179V177H119ZM127 180L128 183L130 182V180ZM134 179V178H132ZM198 179V178H197ZM200 179V178H199ZM203 179V177H202ZM205 179V177H204ZM227 178H225L226 180ZM236 179V178H235ZM242 179V178H241ZM255 179H257L258 182H255ZM40 180V178H39ZM44 180V179H43ZM66 180V179H65ZM123 180L125 181V179L123 178ZM139 180V179H137ZM141 180V179H140ZM143 180V179H142ZM152 180V179H151ZM209 180V179H208ZM230 180V179H229ZM47 181V180H46ZM55 181V180H54ZM58 181V180H57ZM55 181V182H57ZM82 181V180H80ZM82 181V182H83ZM122 181V180H121ZM144 181V180H143ZM142 181V184H143ZM161 181V179H160ZM171 181V180H170ZM179 181V180H178ZM181 181V180H180ZM212 181V180H210ZM240 181V180H239ZM33 182V181H32ZM75 182V181H74ZM78 183H80L79 181H77ZM88 182V181H87ZM132 182V180H131ZM130 182V183H131ZM134 182V181H133ZM66 183V182H65ZM73 183V181H72ZM90 183V181H89ZM92 183V182H91ZM157 183V182H156ZM193 183V182H192ZM228 183H231L228 182ZM226 183V185L228 184ZM35 184V183H34ZM39 184V183H38ZM44 184V183H43ZM54 184V183H53ZM67 184V183H66ZM85 184V183H84ZM111 184V183H109ZM141 184V183H140ZM147 184V183H146ZM189 184V183H188ZM187 184V185H188ZM36 185V184H35ZM46 185V184H45ZM48 185H50V183H48ZM52 185V184H51ZM75 185V183H74ZM112 185V184H111ZM126 185V184H125ZM129 185V184H128ZM164 185V183H163ZM168 185V183H167ZM177 185V184H176ZM59 186V185H58ZM71 186V185H69ZM83 186V185H82ZM80 186V187H82ZM115 186V185H114ZM132 186V184H131ZM140 187H143L141 185H139ZM190 186V185H189ZM219 186V185H218ZM26 187V185H25ZM40 187V186H39ZM50 187V186H49ZM67 187V186H65ZM109 187V186H108ZM111 187V188H110ZM110 189H113L112 186H110ZM145 187V186H144ZM170 187V186H169ZM168 187V188H169ZM174 187V186H173ZM195 187V185H194ZM212 187V186H211ZM20 188V187H18ZM69 188H73V187H69ZM119 188V187H118ZM126 190H129V186L126 187ZM162 188V187H161ZM22 189V190H23ZM50 189V188H49ZM77 189V188H76ZM132 189V188H130ZM136 189V188H135ZM138 189V188H137ZM143 189V188H142ZM193 189V188H192ZM195 189V188H194ZM197 189V188H196ZM203 189V188H202ZM47 190V189H46ZM66 190V189H65ZM70 190V189H69ZM68 190V191H69ZM72 190V189H71ZM91 190V189H90ZM89 190V191H90ZM108 190V189H107ZM134 190V189H132ZM168 190V189H167ZM172 190V189H171ZM53 191L51 193H53ZM74 191V190H72ZM78 191V190H77ZM112 191V190H111ZM116 191H118V189H116ZM123 191V190H121ZM143 191V190H142ZM148 191V190H147ZM146 191V192H147ZM188 191V190H187ZM186 191V192H187ZM192 191V190H191ZM18 192V193H17ZM44 192V191H43ZM67 192V190H66ZM81 192V191H80ZM113 192V191H112ZM111 192V193H112ZM126 192V191H125ZM129 192V191H128ZM140 192V191H139ZM137 192V193H139ZM157 192V191H156ZM184 192V191H183ZM208 192V191H207ZM71 193V192H70ZM79 193V192H77ZM87 193V192H85ZM104 193V192H103ZM110 193V194H111ZM114 193V192H113ZM119 193V192H118ZM124 193V192H123ZM135 193L136 192H132ZM45 194V193H44ZM72 194V193H71ZM74 194V193H73ZM80 194V193H79ZM83 194V193H82ZM81 194V195H82ZM116 194V192L114 193ZM149 194V193H148ZM147 194V195H148ZM262 194V193H261ZM38 195H41L38 194ZM43 195V193H42ZM48 195V194H47ZM70 195V194H69ZM89 195V194H88ZM87 195V196H88ZM101 195V194H100ZM112 195V194H111ZM116 195V196H120ZM134 195V194H133ZM132 195V196H133ZM137 195V194H136ZM150 195V194H149ZM183 195V194H182ZM186 195V194H185ZM193 195V194H192ZM190 195V196H192ZM196 195V194H194ZM200 198L203 196L201 194ZM95 196V195H94ZM99 196V195H98ZM105 196V195H104ZM122 196V195H121ZM130 196V195H129ZM131 196V197H132ZM210 196V195H208ZM35 197V196H34ZM39 197V196H38ZM101 197H103L101 195ZM107 197V196H106ZM113 197V195H112ZM123 197V196H122ZM122 197H118L119 200L123 199ZM130 197V198H131ZM36 198V197H35ZM44 198V197H43ZM61 198V197H60ZM93 198V197H92ZM109 198V197H107ZM106 198V199H107ZM117 198V197H116ZM116 198H114L116 200ZM125 198V197H124ZM151 198V197H150ZM149 198V199H150ZM194 198V197H193ZM198 200L200 199L199 197H197ZM204 198V197H203ZM206 198V195H205ZM204 198V199H205ZM74 199V198H73ZM80 199V198H78ZM90 200V196L89 198H87ZM86 199V200H87ZM96 199V198H95ZM94 199V200H95ZM98 199V198H97ZM134 199V197H133ZM144 199V198H143ZM142 199V200H143ZM169 199V198H168ZM175 199V198H174ZM177 199V198H176ZM253 199V198H252ZM60 200V199H59ZM68 200V199H67ZM81 201H83L82 199H80ZM110 200V199H109ZM138 200V199H137ZM192 200V199H190ZM19 201H24V205H21V207L19 206ZM62 201V200H61ZM78 201V200H76ZM99 201V200H97ZM101 201V200H100ZM112 201V200H111ZM166 201V200H165ZM202 201V200H201ZM205 202H207V200H204ZM235 201V202H234ZM249 201V200H248ZM69 202V201H68ZM67 202V203H68ZM71 202V201H70ZM92 202V201H91ZM96 202V200H95ZM110 202V201H108ZM116 202V201H115ZM114 202V203H115ZM132 202V201H131ZM137 202V201H135ZM186 202V201H184ZM183 202V203H184ZM203 202V201H202ZM65 203V202H63ZM74 203V202H73ZM87 204V202H84V204ZM100 203V202H98ZM121 203H124L123 201ZM127 203V201H126ZM129 203V201H128ZM128 203L126 205H128ZM187 203H190V201H188ZM196 203V202H195ZM246 203V202H245ZM56 204V203H55ZM117 205V203H115ZM136 204V203H135ZM62 205V204H61ZM65 205V204H64ZM121 205V204H120ZM124 205V204H123ZM169 205V204H167ZM207 205V204H206ZM60 206V204H59ZM72 206V205H71ZM78 206H80L78 204ZM93 206V204H92ZM110 206V204H109ZM141 206V205H140ZM65 207V206H64ZM70 207V205H69ZM75 207V205H74ZM90 207V206H89ZM96 207V206H94ZM121 207V206H120ZM124 207V206H123ZM135 207V206H134ZM172 207V206H171ZM181 207V206H180ZM179 207V208H180ZM197 207V206H195ZM201 208V205L199 206ZM203 207V206H202ZM206 207V206H205ZM208 207V206H207ZM73 208V206H72ZM78 208V207H76ZM81 208H85L84 206ZM92 208V207H91ZM97 209H99V207H96ZM101 208V207H100ZM104 208V207H103ZM111 208V206H110ZM113 208V206H112ZM111 208V209H112ZM115 208V207H114ZM125 208V207H124ZM128 208V207H127ZM160 208V207H159ZM176 207V210H174L173 208H171L174 212H178L180 213V209ZM80 209V208H79ZM116 209V208H115ZM185 209V208H184ZM204 209V208H203ZM51 210V209H50ZM63 210V209H62ZM65 210V209H64ZM71 210V209H70ZM107 210V209H106ZM161 210V209H160ZM191 210V209H189ZM194 210H196V217L198 216V212H197V208ZM200 210V209H199ZM69 211V210H68ZM103 211V209H102ZM109 211V210H107ZM106 211V212H107ZM113 211V210H111ZM130 208H128V212H130ZM133 211V210H132ZM183 211V210H182ZM66 212V211H65ZM100 212V211H99ZM115 212V211H114ZM126 212V210L124 211ZM134 212V211H133ZM183 212H188L183 211ZM54 213V211H53ZM56 213V212H55ZM62 213V212H61ZM67 213V212H66ZM71 213V212H70ZM74 213V212H73ZM80 213V212H78ZM82 213V212H81ZM87 213V212H86ZM132 213V212H131ZM130 213V215H131ZM135 213V212H134ZM178 213V214H179ZM195 213V212H190ZM89 214V213H88ZM97 214V213H96ZM95 214V215H96ZM104 214V213H102ZM106 214V213H105ZM117 213H115L116 215ZM125 214V213H124ZM158 214V213H157ZM172 214V213H171ZM177 214V213H176ZM183 214V213H181ZM189 214V213H188ZM187 214V215H188ZM53 215V214H52ZM69 215V214H68ZM71 215V214H70ZM73 215V214H72ZM107 215V214H106ZM105 215V216H106ZM109 215V214H108ZM118 215V214H117ZM137 215V213H136ZM160 215V214H159ZM190 215V214H189ZM163 216V215H162ZM161 216V217H162ZM194 216V215H193ZM52 217H55L54 215ZM52 217L50 219H52ZM62 217V216H60ZM59 217V218H60ZM66 217V216H65ZM69 217V216H68ZM85 217V216H84ZM89 217V215L87 216ZM91 217V216H90ZM89 217V218H90ZM107 217V216H106ZM113 217V216H112ZM122 217V216H121ZM148 217V216H147ZM180 217V216H179ZM185 218V216H183ZM67 218V217H66ZM79 218V217H78ZM93 218V217H91ZM109 218V217H107ZM111 218V217H110ZM117 218V217H116ZM132 218V217H131ZM135 218V217H134ZM140 218V217H139ZM138 218V219H139ZM163 218V217H162ZM182 218V217H181ZM69 219V218H68ZM76 219V218H75ZM114 219V218H112ZM121 219V218H120ZM119 219V220H120ZM123 219V218H122ZM126 218H124L125 221ZM167 219V217L165 218ZM191 219V218H190ZM198 219V218H197ZM197 219H195V222L197 221ZM208 219V220H207ZM64 220V219H63ZM80 220H81V216H80ZM83 220V219H82ZM98 220V219H97ZM137 220V218H136ZM173 220V219H172ZM189 220V219H188ZM192 220V219H191ZM200 220V219H199ZM198 220V221H199ZM210 220H214V222L212 221L211 223L209 222ZM56 221V220H55ZM58 221V220H57ZM76 221V220H74ZM95 221V220H94ZM106 221V220H105ZM108 221V220H107ZM113 221V220H112ZM122 221V220H121ZM128 221V219L126 220ZM142 221V220H141ZM158 221V219L156 220V222ZM160 221V219H159ZM162 221V220H161ZM183 221L182 220H177L176 222L179 223ZM50 222L52 223V221L50 220ZM80 222V221H79ZM114 222V221H113ZM174 222V221H173ZM175 222V223H176ZM194 222V221H193ZM201 222V221H200ZM199 222V224H200ZM55 223V222H54ZM62 223V222H61ZM68 223V222H67ZM85 223V221H84ZM90 223V222H89ZM88 223V224H89ZM99 222H97L98 224ZM104 223V222H103ZM106 223V222H105ZM111 227H117V225L115 224V226L111 225V222H109ZM155 223V222H152ZM151 223V224H152ZM246 224L245 227L243 228V230L239 229V224ZM82 224V222H81ZM87 224V225H88ZM96 224V223H95ZM107 224V223H106ZM121 224V223H120ZM123 224V223H122ZM147 224L149 225L150 223L147 222ZM173 224V223H171ZM181 224V223H180ZM179 224V225H180ZM198 224V226H199ZM203 224V223H202ZM64 225V224H63ZM89 225H93V223L89 224ZM88 225V226H89ZM124 225V224H123ZM130 225V224H129ZM194 227V224H191ZM196 225V224H195ZM201 225V224H200ZM207 225V224H206ZM206 225H202L206 226ZM74 226V225H73ZM79 226V225H78ZM85 226V225H84ZM122 226V225H121ZM181 226V225H180ZM185 226V225H184ZM58 227H60V223H58ZM75 227V226H74ZM81 227V225H80ZM148 227V226H147ZM176 227V226H175ZM186 227V226H185ZM188 227V225H187ZM191 227V226H190ZM13 228V229H14ZM53 228V227H52ZM51 228V229H52ZM68 228V227H67ZM89 228V227H88ZM93 228V227H91ZM98 228V227H97ZM104 228V227H103ZM124 228V227H123ZM65 229V227H64ZM72 229V228H71ZM90 229V228H89ZM95 229V228H93ZM91 229V231L93 230ZM106 229V228H105ZM119 231L121 232L122 230H120V228H118ZM128 229V226H127ZM140 229V228H139ZM144 229V228H143ZM152 229V228H151ZM155 229V228H154ZM197 229V228H196ZM203 229V228H200ZM56 230V229H55ZM86 231V229H83ZM101 230V229H100ZM114 230V229H113ZM112 230V231H113ZM117 230V229H116ZM133 230V229H132ZM142 230V229H141ZM157 230V229H155ZM81 231V229H80ZM118 231V230H117ZM118 231V232H119ZM124 231V230H123ZM127 231V230H125ZM124 231V232H125ZM166 231V230H165ZM164 231V232H165ZM170 231V230H169ZM204 231V229H203ZM52 232V231H51ZM57 232V230H56ZM87 232V231H86ZM96 232V231H95ZM93 231V233H95ZM101 232V231H100ZM104 232V231H102ZM128 232V231H127ZM154 232V231H153ZM206 232V231H205ZM17 233V232H16ZM65 233V231H64ZM73 234H75L72 231ZM79 232H77L78 234ZM104 233H107L106 231ZM159 234V232H157ZM156 233V235H157ZM167 233V231H166ZM190 233V232H189ZM11 234V233H10ZM51 234V233H50ZM69 234V233H68ZM98 234H99V228H98ZM117 234V233H116ZM115 234V235H116ZM126 234V233H125ZM153 234V233H152ZM152 234H148V236L150 237ZM164 235V233H162ZM168 234V233H167ZM13 235H14V231H13ZM16 235V234H15ZM64 235V234H63ZM70 235V234H69ZM68 235V236H69ZM96 235V234H95ZM94 235V236H95ZM113 236V233L110 234ZM142 235V234H141ZM154 233V236H156ZM170 235V234H168ZM176 235V234H175ZM19 236V234H18ZM50 236V235H49ZM72 236V234H71ZM75 236V235H74ZM72 236V237H74ZM85 236V235H84ZM100 236V235H99ZM108 236V235H107ZM106 236V237H107ZM153 236V238H154ZM158 236V235H157ZM195 236V235H194ZM197 236V235H196ZM64 237V236H63ZM78 237V236H76ZM86 237V236H85ZM88 237V236H87ZM103 237V236H102ZM130 237V235H129ZM147 237V238H149ZM172 237V235H171ZM83 238V237H82ZM79 238V239H82ZM89 238V237H88ZM94 238V237H93ZM104 238V237H103ZM146 238V239H147ZM157 238V237H156ZM165 238V236H164ZM163 238V240H164ZM178 239V237H175ZM85 239V238H84ZM83 239V240H84ZM162 240V237L160 238ZM245 239V240H244ZM250 239H255V242H251L250 243ZM73 240V238H72ZM78 240V239H76ZM87 240V239H86ZM95 240V238L93 239ZM105 240V239H104ZM114 241V239H112ZM115 240H116V236H115ZM159 240V239H157ZM179 240V239H178ZM198 240V239H197ZM204 240V239H202ZM74 241V240H73ZM90 241V240H89ZM99 241V240H96ZM108 241V240H107ZM153 241V239L151 240ZM160 241V240H159ZM165 241H167L165 239ZM173 243L174 245V240H169ZM199 241V240H198ZM246 241V242H245ZM252 241V240H251ZM91 242V241H90ZM93 242V241H92ZM116 242V241H114ZM119 242V241H118ZM148 242V241H147ZM161 242V241H160ZM159 242V243H160ZM163 242V241H162ZM161 242V243H162ZM192 242V241H191ZM62 243V242H61ZM68 243V242H67ZM107 243V242H106ZM122 243V242H121ZM132 243V242H131ZM130 243V245H131ZM155 243V241H154ZM81 244H83L85 246V244L82 242ZM98 244V243H97ZM112 244V243H111ZM110 244V245H111ZM124 244V242H123ZM136 244V243H135ZM145 244V243H144ZM166 244H168L166 242ZM170 244V243H169ZM179 244V242L177 243ZM176 244V245H177ZM183 244V243H181ZM186 244H188V242H186ZM194 243L192 242V245ZM68 245V244H67ZM73 245V244H72ZM80 245L79 242L76 246ZM91 246V243L89 244ZM101 245V244H99ZM105 245V244H104ZM127 245V244H125ZM165 245V243H164ZM70 246V245H68ZM81 246V245H80ZM79 246V247H80ZM83 246V247H84ZM102 246V245H101ZM112 246V245H111ZM118 246V245H117ZM134 246V245H133ZM156 246V245H155ZM175 246V245H174ZM181 246V245H180ZM183 246V245H182ZM195 246V245H194ZM77 247V249L79 248ZM116 247V246H115ZM128 247V246H127ZM138 247V246H136ZM154 247V246H152ZM172 247V246H171ZM178 247V245L176 246ZM205 247V246H203ZM207 247V246H206ZM205 247V248H206ZM209 247V246H208ZM129 248V247H128ZM133 248V247H132ZM131 248V249H132ZM143 248V247H142ZM162 248V246L160 247ZM164 248V247H163ZM175 248V247H174ZM192 248V247H191ZM196 248V247H195ZM194 248V249H195ZM8 249V248H7ZM80 249V248H79ZM107 249V248H106ZM120 249V248H119ZM124 249V248H123ZM159 249V248H158ZM157 249V251H158ZM168 249V248H167ZM176 249V248H175ZM179 249H183L180 248ZM179 249H177L179 251ZM68 250V249H67ZM98 250V249H97ZM108 250V249H107ZM112 250V249H111ZM128 250V249H127ZM130 250V249H129ZM138 250V249H137ZM136 250V251H137ZM156 250V249H155ZM172 250V249H169ZM176 250V252H177ZM214 250V251H213ZM88 251V250H87ZM116 251V250H115ZM114 251V252H115ZM119 251V250H118ZM139 251V250H138ZM149 251V250H148ZM164 251V250H163ZM167 251V250H166ZM173 251V250H172ZM183 251V250H182ZM264 251V250H263ZM66 252V251H65ZM82 252V251H81ZM84 252V250H83ZM90 252V251H89ZM100 252V250H99ZM145 252V251H144ZM180 252V251H179ZM186 252V250H185ZM184 252V253H185ZM63 253V252H62ZM91 253V252H90ZM101 253H103L101 251ZM128 253V252H127ZM142 253V252H141ZM181 253V252H180ZM263 253V252H262ZM1 254V253H0ZM66 254V253H65ZM73 254V253H72ZM86 254V253H85ZM111 254V253H110ZM137 254V253H136ZM135 254V256H136ZM140 254V253H139ZM158 254V253H157ZM157 254L154 253H147L148 257H152L151 260L149 259H142L140 258V256H137L139 258H137L138 262L137 264H181L180 261H178V263L175 262H169L167 261V263L162 259L159 258ZM162 254V253H161ZM164 254V253H163ZM172 254V253H171ZM175 254V253H174ZM173 254V255H174ZM104 255V254H103ZM107 256V253L105 254ZM108 255H109V250H108ZM132 255V253H131ZM142 255V254H140ZM180 255V254H178ZM66 256V255H65ZM68 256V255H67ZM84 256V255H83ZM87 256V255H86ZM97 256V255H96ZM99 256V255H98ZM119 256V255H118ZM126 256V255H125ZM85 257V256H84ZM95 257V256H94ZM111 257V256H110ZM120 257V256H119ZM128 257V255H127ZM145 257V256H143ZM164 257V255H163ZM174 257V256H172ZM180 257V256H179ZM69 258V257H68ZM71 258V257H70ZM74 258V257H73ZM131 259V257H128V259ZM167 258V256H166ZM183 259V257H181ZM86 259V258H85ZM94 259V258H93ZM99 259V258H98ZM111 259V258H110ZM129 259V260H130ZM135 259V257H134ZM174 259V258H172ZM176 259V258H175ZM174 259V260H175ZM64 260V259H63ZM69 260V259H68ZM72 260V258H71ZM70 260V261H71ZM83 260V259H82ZM89 260V259H88ZM91 260V259H90ZM96 260V259H95ZM94 260V261H95ZM103 260V259H101ZM121 260V259H120ZM128 260V261H129ZM149 260V261H147ZM177 260V259H176ZM56 261V260H55ZM77 261V259H76ZM87 261V260H86ZM93 260H91L92 262ZM109 261V260H107ZM124 261V260H123ZM133 261V260H132ZM131 261V262H132ZM52 262V261H51ZM60 262V261H59ZM88 262V261H87ZM118 262V261H117ZM136 262V261H135ZM197 262V261H196ZM56 263V262H54ZM77 263V262H76ZM99 263V262H98ZM101 263V262H100ZM103 263V262H102ZM125 263V262H123ZM128 264V262H126ZM68 264V263H67ZM90 264V263H89ZM94 264V262H93Z\"/></svg>",
	"mask_w": 264,
	"mask_h": 264
},
{
	"label": "rangeland",
	"instance_id": "rangeland-1",
	"mask_svg": "<svg viewBox=\"0 0 264 264\" xmlns=\"http://www.w3.org/2000/svg\"><path fill=\"white\" fill-rule=\"evenodd\" d=\"M18 1V2H17ZM39 1V2H38ZM48 3V4H45ZM49 1V2H48ZM53 1V2H52ZM104 1V2H102ZM136 3H133L131 5V9H132V13L136 14V18L138 17L140 22L145 21V19L147 20V22H149L150 20L153 19H158L159 20H172V21H178V19L180 18V12L182 13V11L184 10V6L181 5L182 1L184 0H162V1H157V0H133ZM171 1V2H170ZM232 2V4H228L227 5V9L228 12L231 10H234L237 6H238V2L239 0H230ZM15 2V3H14ZM21 2V3H20ZM55 2V3H54ZM64 2L66 3L67 0H0V41L4 42L0 43V88H2L0 90V141L2 140H6V141H10L9 137H15L18 138L19 142L21 144H23L24 139L25 138H29L28 136H30L32 134L36 133V130H40V126L36 120L40 118L41 115V109H37V104H36V93L33 91V93H30L29 91H27L26 89L23 88V90H21L19 93H17V91L14 90V88H9V82L11 80H14L16 76H18L20 74V72L24 69L26 70H30L33 68L34 64L32 63V61L30 60V58L25 57V49L28 44H31V40L34 39L35 35L34 33H36L35 31H37L39 28L44 29V27H49L50 24H55L56 22L58 23V21L60 22L59 17H63L64 19H66L65 16H67L68 13H70L72 11V9H74V6L76 7L77 4H82L84 5L85 2L88 3V10H87V6H85V8L83 9L84 12H86V15H89L90 17H93V19H95L96 21V28L93 31V34H95L97 28L99 27L100 21L96 20L98 14L101 12L102 6L99 3H104V4H108V3H112L113 2V10L116 11V20L113 21L112 18H110V20L108 19L106 22L107 23L105 25L108 24H112L115 23V25L112 26V28H115V30L118 28L117 26L120 25L121 23V16L122 13L118 12L119 6L122 2V0H68V4L65 5ZM72 2V3H71ZM99 2V3H98ZM159 2V3H158ZM178 2V3H177ZM221 1L219 0L218 3H220ZM70 3V5H69ZM118 5H117V4ZM163 3V4H162ZM234 3V4H233ZM39 4V5H38ZM90 4V5H89ZM145 4V5H144ZM150 4V5H148ZM155 4V5H154ZM178 8L176 9V13H174L173 11H171V6H175V5H179ZM189 6H191L192 2L189 1ZM48 7H46V6ZM63 5V8H61ZM70 7H69V6ZM94 5V6H93ZM158 5V6H157ZM41 6V7H39ZM92 6V7H91ZM126 6V5H125ZM231 6V7H230ZM41 9V12H44V15H42L43 13L39 12V8ZM44 7V8H43ZM46 7V8H45ZM53 7V8H51ZM95 7V8H93ZM98 7V9H97ZM124 8V6H121ZM235 7V8H234ZM51 8V9H50ZM101 8V9H100ZM117 8V9H116ZM53 9V10H52ZM55 9V10H54ZM93 9L96 11H93ZM158 9V10H157ZM39 10V11H38ZM47 10V11H46ZM59 10H63L65 12H59ZM69 12H68V11ZM91 10V11H90ZM128 10V9H127ZM178 10V11H177ZM23 11V12H22ZM38 11V13H37ZM48 11L52 12V14L48 13ZM56 11V12H55ZM67 11V12H66ZM93 11V12H92ZM126 11V10H125ZM143 11V12H142ZM149 11V12H148ZM153 11V12H152ZM88 12V13H87ZM98 12V13H97ZM124 12V11H123ZM157 12V13H156ZM28 13V14H27ZM63 13V14H61ZM92 13V15H91ZM154 13V14H153ZM169 13V14H168ZM97 14V15H96ZM146 14V15H145ZM162 14V15H159ZM171 14V15H170ZM197 14V13H196ZM34 15V17H33ZM38 15V16H37ZM50 15V16H49ZM60 15V16H59ZM91 15V16H90ZM195 15V14H194ZM36 16V17H35ZM40 16V17H39ZM56 16V17H54ZM140 16V17H139ZM150 16V17H149ZM158 16V17H157ZM163 16V17H162ZM49 17V18H48ZM51 17V18H50ZM53 17V18H52ZM142 17V18H141ZM41 18V19H40ZM57 18V19H56ZM175 18V19H174ZM47 19V20H46ZM51 19V20H50ZM53 19H56V21H54ZM35 20V21H34ZM180 20V19H179ZM34 21V22H32ZM39 21V22H38ZM43 21V22H42ZM49 22L48 24H46V22ZM112 21V22H111ZM81 23L75 24L74 29H76L77 31L80 30L81 26H85L84 21H80ZM119 22V23H118ZM117 23V24H116ZM30 24V25H28ZM44 24V25H43ZM119 24V25H118ZM17 25V26H16ZM34 25V26H33ZM42 25V26H40ZM46 25V26H45ZM79 27H77V26ZM27 26V27H26ZM77 27V28H76ZM36 28V29H35ZM38 28V29H37ZM224 32V29H222ZM10 37V38H9ZM29 38V39H28ZM257 39V38H256ZM255 38L253 39V41L251 42V44L253 45V42L256 40ZM11 44V46H10ZM15 44V45H14ZM247 46L245 49H243L241 51V55L238 56L236 58V60L231 61V69H230V74H228V76H225V74H223V76H221V68L223 67V65L221 64V66L218 68V72H219V76H217L218 78L213 79V80H209V82L207 83V85H202L200 92H197V94L192 95L193 93L196 92L195 87L192 84V89L190 90L189 94L187 95V97L185 98V100L183 98L179 99V101H183V105L180 104L179 101H174L175 99L171 97L172 96H168L164 93H166V89L168 88V84L166 83V73L167 72H171L173 70H177L179 69L176 65H178L179 63L182 62H186L187 60L189 61L191 58H194L193 56V52H188L187 56L189 59H185V60H179L180 58L183 57V55H180L179 51H181V47L183 45V41L180 43H176L174 44L175 46L173 47V49L169 48L168 51H163V55L158 57L157 62H155V67H158V65H164L167 66V72L163 73V75L161 74V76H157L156 75V68H153L152 65H147L144 69L142 68V72H140V74L135 75V79L137 77L138 80L133 81V83H131V85L129 84L128 87H134L136 89V91L139 93L136 96H132V97H128L127 99L124 100H119L117 99V97H115L114 94H111L110 98H109V102H111V108L112 110H114L109 117V121H108V126L112 129L111 131L109 130L110 135H112L113 140L110 137V141H109V145H108V149L105 152L104 146H102V140L99 139L100 137V133L101 132L99 130V127L101 129L100 126V121L99 120V115L92 113L93 115H91L89 108L87 107V101L86 103L83 100H78L79 103H77V108L75 107V114H77L81 109H84L83 107H85V109H87V116H83L80 117L79 119L82 122V126H78L77 128L81 131H83V129L88 130V125L90 126L89 128L91 129V126L95 125L92 127V129H96L95 131L97 132H93L92 131V140H91V146L90 149L93 150L92 153L94 154V162H92L91 164H85L84 161L79 160L78 162H72L71 164L68 163V161H66V156L63 155H56L54 156V154L52 155L51 152V160L48 163H41V162H32L33 160L26 161L23 158V149H21L22 147H20L18 144H20L17 140V145L14 144V146L10 149H7V146L3 145L1 142L0 144V160L3 161V165L2 162L0 161V164L2 165V167H0L1 170L3 169H7L9 167L10 170L14 176H19L18 178L22 177V176H27V179H25L24 184L21 185V180H19V184H17L16 189L21 191L20 193H22L24 191L25 188L31 187L33 186V190H35L34 192H31V196L33 199L38 200H42L45 198H47L48 196L54 194V187H58L57 191H55L56 193H60L59 191L61 190V193L59 195V198L56 199V202H54V205H50L47 209H48V213H50L49 218H48V222L46 223V227L45 229L47 230L44 234V239L46 241H50L52 235H56L60 238V255L55 254L54 256H52L50 259H48V263L50 262V264H127L126 262H128V264H137V256H140V258H144V259H149L150 257H148L147 253H154L157 254L159 258H162L166 263L168 261L169 262H175L178 263V261L181 262V264H183V260H184V255L188 252H191V254L198 252V251H204V250H211L212 247V243L211 240H209V232L207 231V227L209 228L208 225H210L207 222H204L203 220L206 221V218L201 214L203 211L204 212H208L209 211V204L211 203L212 199H208L209 197H212L213 195L219 196V197H223L221 196L220 193L216 192V190H223V186H228L231 187L234 183L239 184L244 186V179H245V175L241 177V161L242 158L240 156V147L242 145V148L245 152V158L248 157V155H250L252 153V148H250L251 145H253L255 139L257 138L258 135V126L260 127V122L261 121V117L264 116V107L260 108V106H264V89H263V83H260V86L258 89H260L257 91L255 95V101H256V106L255 108L251 109L249 112H244L241 111L240 107V101L237 99L236 95H237V90H236V76L238 74V69L240 67V64L243 62L245 55L247 54V51L250 50V48H252V45ZM13 45V46H12ZM177 46V47H176ZM13 48V49H12ZM13 50V51H12ZM175 50V51H174ZM178 50V51H177ZM12 51V52H11ZM18 51V52H17ZM21 51V52H20ZM174 51V52H173ZM10 52V53H9ZM14 52V53H13ZM168 52V53H167ZM170 52V53H169ZM177 52H179L177 54ZM20 53V54H19ZM175 53V54H173ZM191 53V54H190ZM172 54V55H171ZM244 54V55H243ZM169 55V57L167 58V56ZM179 56V57H178ZM22 57V59H20ZM2 58V59H1ZM162 58H164L162 60ZM172 58V59H171ZM162 60V61H161ZM165 60H169V62H164ZM242 60V61H241ZM60 60H58L56 62L55 65H52L51 67H48L47 69H45L44 71L41 70V68H38V75L40 76L41 74L46 73H50L54 71V74L56 75V88H52L48 90V94L47 97L53 95V93L60 98V86H64L65 88H68V85L66 83V81L63 80L62 76H60V71L62 72V68H60ZM174 61V62H173ZM178 63V64H177ZM190 64L193 63V61L189 62ZM234 64V65H233ZM237 64V65H236ZM44 63L41 65L43 66ZM176 68H173L175 67ZM11 67V68H10ZM19 67V68H18ZM56 67V68H55ZM151 69H150V68ZM7 68V69H6ZM149 68V69H148ZM11 71H9V70ZM61 69V70H60ZM5 70V71H4ZM13 70V71H12ZM47 70V71H46ZM59 70V72H58ZM147 70H150L149 73ZM145 71H147V73H145ZM3 72V73H2ZM3 76H2V74ZM155 74V75H152ZM143 74V75H142ZM148 74V76H147ZM232 74V76H231ZM6 75V76H5ZM21 78H23L22 74H20ZM149 78V80H146L147 77ZM4 79H3V78ZM141 77L142 79H145V82L141 83ZM152 77V78H150ZM155 77V78H154ZM125 76L122 77V84L123 86L126 84L125 81ZM160 78V80L158 79ZM263 79V77H261V80ZM151 80V81H150ZM160 81L161 84H157V82L154 83V81ZM223 80V81H222ZM260 80V81H261ZM3 81V82H2ZM62 81V82H60ZM136 81H140L139 83ZM42 80H39V84H37V86H39L38 88H40L42 86L41 84ZM165 82V83H164ZM189 83H191L190 81H188ZM212 82V83H211ZM220 82V83H219ZM224 82V83H223ZM6 83V84H5ZM64 83V84H63ZM141 83V86H140ZM148 83V84H147ZM152 83H154L152 85ZM159 83V82H158ZM184 83V82H183ZM211 83V84H210ZM231 85L234 87L233 90H229L228 93L232 96V99H228L226 94V90L224 89V87L227 85ZM63 84V85H62ZM132 84H134V86H132ZM159 87L158 91L154 90V93H151V91L153 89H150L152 87ZM213 84V85H212ZM8 86V87H5ZM137 88H136V86ZM152 85V86H150ZM162 85V86H161ZM191 85V84H190ZM209 85V86H208ZM219 85V86H218ZM227 85V86H228ZM166 86V87H165ZM209 87V89L212 86H215L214 88H221V90L219 89H214L215 93L219 92L222 93L223 96L221 98H215L213 100L212 97H210L211 95H209L206 91V88L204 87ZM218 86V87H217ZM146 87V88H145ZM262 87V88H261ZM7 88V89H6ZM139 88H143L142 90ZM145 88V89H144ZM224 90H223V89ZM58 89V90H56ZM115 89V87L113 88ZM163 89V91H162ZM204 89V90H203ZM4 90V92H2ZM25 90V91H24ZM145 90V91H144ZM228 90V89H227ZM236 90V91H235ZM10 91V92H9ZM142 91V92H141ZM192 91V93H191ZM6 92V93H5ZM144 92V93H143ZM164 92V93H163ZM203 92V93H202ZM236 92V93H235ZM5 93V95L3 94ZM52 93V94H51ZM150 93L152 95H150ZM191 93V94H190ZM201 93V94H199ZM206 93V94H205ZM2 94V95H1ZM32 96H29V95ZM50 94V95H49ZM156 94V95H155ZM163 98H162V95ZM228 94V95H229ZM8 95V96H7ZM113 95V96H112ZM143 95V96H142ZM155 95V96H154ZM25 96V97H24ZM34 96V97H33ZM142 96V97H141ZM152 96V97H150ZM158 96V97H157ZM192 96V97H191ZM204 96V97H203ZM24 97V98H23ZM27 97V98H26ZM30 97V98H29ZM155 97V99H154ZM7 100H6V99ZM84 98V97H83ZM139 98V99H138ZM141 98H143L141 100ZM160 98V99H159ZM165 98V99H164ZM188 98V99H187ZM212 98V99H211ZM23 99V100H21ZM26 99V100H25ZM111 99V100H110ZM136 99V100H135ZM157 99H159L157 101ZM167 99V100H166ZM174 99V100H173ZM190 99H192V101H190ZM257 99V100H256ZM25 100V101H24ZM135 100V101H134ZM138 100V101H137ZM161 100V101H160ZM203 100V101H202ZM217 100V101H216ZM223 100V101H222ZM5 103H4V102ZM112 101H117L115 103H113ZM119 101V102H118ZM132 101L134 103H132ZM141 101V102H140ZM158 103H156V102ZM167 101V102H165ZM198 105H197V103ZM214 101V102H213ZM13 102V103H11ZM135 102H137L135 104ZM152 102V103H151ZM176 102V104H175ZM191 102V105L189 104ZM208 102V103H207ZM18 104V105H22L23 107H26V105L28 106L29 110L27 111L28 113H25L24 115H22V117L25 119L26 118H30V121L25 122L22 120L20 121V116L18 110L13 111L12 113H10V110H8V108H4L5 106L10 107L13 104ZM128 103V104H127ZM131 103V104H130ZM172 103V105H171ZM180 107H184L183 109V117H185V121L183 123V121L181 122V113H179L178 111V115L180 117V125L177 124L175 125V121L173 119H176V115H177V111L176 113H174L179 105ZM182 103V102H181ZM201 103V105H200ZM226 103V104H225ZM230 103V104H229ZM82 106H79V105ZM112 104L114 105V107L112 106ZM124 106H123V105ZM130 104V105H129ZM135 104V105H134ZM169 104V105H166ZM175 106H174V105ZM188 104L190 107L189 109L186 108V105ZM195 104V106H194ZM206 104L208 108L205 107ZM222 104V105H221ZM126 105V106H125ZM128 105V106H127ZM210 105V106H209ZM218 105V107H217ZM231 105V106H230ZM233 105V106H232ZM81 108H79V107ZM119 108H118V107ZM143 106V107H142ZM155 106V107H154ZM158 106V108L156 107ZM167 109H165L166 107ZM172 106V107H171ZM178 106V107H177ZM31 107V108H30ZM70 107V106H69ZM67 107L68 110L72 109V107ZM121 107V109H120ZM131 107V108H130ZM162 107V108H161ZM177 107V108H176ZM213 107L216 108L213 109ZM236 107V109H235ZM59 108V107H58ZM114 108V109H113ZM145 108V109H144ZM155 108V109H154ZM176 108V109H175ZM203 108H205L203 110ZM218 108V109H217ZM238 108V109H237ZM25 109V108H24ZM24 109H22V111H24ZM35 109V110H34ZM119 109V110H118ZM135 109V110H134ZM170 109V110H169ZM191 109V110H190ZM192 109L194 110L193 112ZM257 109V111H256ZM60 110V108H59ZM137 110V111H136ZM141 110V111H140ZM146 110V111H145ZM159 110V111H158ZM164 110H167L163 112ZM214 111V113L212 111ZM116 111V112H115ZM189 111V112H186ZM225 111V113L223 112ZM252 111V112H251ZM15 112V113H14ZM31 112V113H30ZM38 112V113H37ZM115 112V113H114ZM123 112V113H122ZM130 112V113H128ZM143 112V113H142ZM144 112H147L144 114ZM159 112V114L157 113ZM162 112V113H161ZM230 112V114H229ZM263 112V113H262ZM117 113V114H116ZM121 113V114H120ZM135 113V114H134ZM186 113V114H185ZM193 113V114H191ZM210 113V115H209ZM239 113V114H238ZM258 113V114H257ZM16 116H15V115ZM144 114V116H143ZM148 114V115H147ZM161 114V116H160ZM188 114V115H187ZM191 114V115H190ZM204 114V116L202 117V115ZM227 114V115H226ZM251 114V115H250ZM36 115V116H35ZM128 115V116H127ZM137 121H134V117ZM140 115V117H139ZM146 115V116H145ZM165 115V116H164ZM193 115V116H192ZM209 115V116H208ZM215 115V116H214ZM248 115V116H247ZM10 116V117H9ZM34 116V117H33ZM92 116V117H91ZM119 116V117H118ZM189 116V117H187ZM191 116V117H190ZM208 116V117H207ZM211 116V117H210ZM225 116V117H224ZM243 116V117H242ZM245 116V117H244ZM16 117V118H15ZM120 121H119V119ZM133 117V118H132ZM147 119V120H145ZM148 117V118H147ZM196 117V118H195ZM220 117V119H219ZM60 118V117H59ZM212 118V119H211ZM16 119V120H15ZM79 119L76 118V120L79 121ZM87 119V120H86ZM111 119V120H110ZM134 119V120H133ZM141 119V120H140ZM171 119V120H170ZM188 119H190L188 121ZM192 119V120H191ZM194 119V120H193ZM258 119V120H257ZM12 120V121H11ZM83 120V121H82ZM96 120V121H95ZM125 120V121H124ZM145 120V121H144ZM162 120V121H160ZM166 120V121H165ZM222 120V121H221ZM21 123H20V122ZM89 121V122H88ZM93 121V122H92ZM95 121V122H94ZM98 121V122H97ZM111 121L112 124L110 125ZM118 121V122H115ZM144 121V126H143V122ZM161 123V124H159ZM174 121V122H173ZM206 121V122H205ZM225 121V122H224ZM88 122V123H87ZM97 122V123H96ZM125 122L127 123V126L125 124ZM130 122V123H129ZM148 124H146V123ZM151 122V123H150ZM173 124L171 126V124ZM173 122V123H172ZM212 122V123H211ZM223 122V123H222ZM245 122V124H244ZM249 122V123H248ZM36 123V124H35ZM115 123V124H114ZM118 123V124H117ZM123 123V124H122ZM137 123V124H136ZM141 123V124H139ZM165 123V125H164ZM182 123V124H181ZM195 123V124H194ZM5 124V125H4ZM20 124V125H19ZM38 124V125H37ZM88 124V125H87ZM113 124L115 126H113ZM130 124H131V128H130ZM139 124V125H138ZM208 124V125H207ZM212 124V125H210ZM221 124V126H220ZM251 124V125H250ZM257 124V125H256ZM23 125V126H22ZM43 125H45L43 123ZM97 125V127H96ZM119 125V126H118ZM170 125V126H169ZM193 125V126H190ZM200 125V126H198ZM246 125V126H245ZM250 125V127L248 126ZM6 126V127H5ZM113 126V127H112ZM137 126V127H136ZM147 126H150L149 129ZM153 126V127H152ZM174 126V127H173ZM177 126V127H176ZM187 126V127H186ZM205 126V127H204ZM212 126L211 128H213L214 131L211 130V128L208 127ZM225 126V127H224ZM13 127V128H12ZM118 127V128H117ZM134 127V128H133ZM173 127V128H172ZM176 127V128H175ZM181 127V128H180ZM195 127V128H194ZM197 127H199L197 129ZM201 127V128H200ZM218 127V128H217ZM234 127V128H233ZM242 127V128H240ZM248 127V128H247ZM252 127V129H251ZM9 128V129H8ZM39 128V129H38ZM136 128V129H135ZM145 130H144V129ZM161 128V129H160ZM166 128V130H165ZM171 128V129H170ZM180 128V129H179ZM191 130L190 132L188 131ZM238 128V129H237ZM66 129V128H65ZM93 129V130H94ZM99 131H98V130ZM114 129V130H113ZM123 129V130H122ZM134 129V130H133ZM142 133H141V131ZM147 129V130H146ZM170 129V130H169ZM178 129V130H177ZM184 129H186L184 131ZM219 129H221L220 132ZM250 129V130H249ZM14 130L15 132L13 133ZM138 130V131H137ZM160 130V131H159ZM197 132H194V131ZM205 130H208V132ZM248 130V131H247ZM253 130V131H252ZM17 131V132H16ZM26 131V132H25ZM41 131V130H40ZM81 131V132H82ZM148 133H152L151 134V138L152 141L145 144L142 141V135L147 132ZM151 131V132H150ZM153 131V132H152ZM163 131V132H161ZM165 131V132H164ZM168 131V132H167ZM211 134H210V132ZM256 131V132H255ZM24 132V133H23ZM124 132V133H123ZM175 132V133H174ZM184 137L183 139V133ZM187 132V133H186ZM202 132V133H201ZM249 132V133H248ZM252 132V133H251ZM255 132V133H254ZM11 133V135H10ZM22 133V134H21ZM31 133V134H29ZM97 135H96V134ZM117 133V136H116ZM129 133V135H128ZM133 133V134H132ZM136 135H135V134ZM164 133V134H163ZM172 133V134H171ZM177 133V134H176ZM188 138L187 136L189 135ZM197 133V134H196ZM221 135H219V134ZM244 136H242L243 134ZM5 134V135H4ZM7 134V135H6ZM20 134V135H18ZM28 134V135H27ZM120 134V135H119ZM127 134V135H126ZM182 134V135H181ZM217 136H216V135ZM242 134V135H240ZM252 134V137L251 135ZM167 137L166 139H162L165 138V136ZM172 135V136H171ZM194 135V136H193ZM206 135V136H204ZM224 135V136H223ZM255 135V136H254ZM27 136V137H26ZM47 134H44L45 139H49ZM121 138H120V137ZM177 137V138H171V137ZM202 136V137H201ZM204 136V137H203ZM98 137V138H97ZM119 139H118V138ZM133 137V138H132ZM135 137V138H134ZM139 137V138H138ZM161 137V138H160ZM195 139V142L193 141ZM198 137L200 139H198ZM255 137V138H254ZM32 138V137H31ZM115 138V140H114ZM160 138V139H159ZM204 138V140H203ZM217 138V139H216ZM238 138V139H237ZM97 139V140H96ZM127 139V141H126ZM135 139V140H133ZM137 139V140H136ZM172 139V140H171ZM175 141H174V140ZM177 139V140H176ZM186 139V141H185ZM188 139H190L189 141H187ZM197 139V140H196ZM212 139V140H211ZM216 139V140H215ZM225 139V140H224ZM252 139V140H250ZM130 140V141H128ZM157 140V141H156ZM164 140V141H162ZM207 140V141H206ZM214 140V141H213ZM241 142H240V141ZM254 140V141H253ZM8 141V142H9ZM95 141V142H94ZM117 141V142H116ZM135 141V143L133 142ZM166 141V142H165ZM181 143H179V142ZM219 141H221L219 143ZM239 141V142H238ZM113 142V143H112ZM128 143V145L126 143ZM131 142V143H130ZM142 142V143H141ZM169 142V143H168ZM173 142V143H172ZM189 142V144L187 143ZM191 142V144H190ZM227 142V143H226ZM243 142V143H242ZM116 143V144H114ZM122 143V145H121ZM135 145H133V144ZM138 143V144H137ZM172 143V144H171ZM175 143V144H174ZM185 143L187 145H185ZM194 143V144H193ZM205 143V145H204ZM237 143V144H236ZM20 144V145H21ZM118 144V146H116ZM123 146L120 147V145ZM145 144V145H144ZM150 144V145H149ZM196 144V145H195ZM212 146H211V145ZM241 144V145H240ZM97 145V146H96ZM133 145V146H132ZM138 145V146H136ZM144 145L143 148L142 147ZM151 145H152V150H151ZM179 145V146H178ZM185 145V146H184ZM190 145V146H188ZM194 145V147H193ZM204 146V149L202 146ZM230 147H229V146ZM232 145V146H231ZM234 145V146H233ZM19 146V149L17 150L15 147ZM115 148H114V147ZM147 146V148L145 149V147ZM172 146V147H171ZM175 146V148L173 147ZM178 148H177V147ZM207 146V147H206ZM222 146H224L222 148ZM246 146V147H245ZM93 147V148H92ZM103 147V148H102ZM119 147V149H118ZM155 147V149H154ZM168 147V149H167ZM171 147V148H170ZM190 149H189V148ZM235 147V148H234ZM96 148V149H95ZM110 148V149H109ZM114 148V150H113ZM117 148V149H116ZM122 150H121V149ZM125 148V149H124ZM136 150H135V149ZM138 148V149H137ZM196 148V150H195ZM6 149V151H5ZM15 149V150H14ZM21 149V150H20ZM102 149V150H101ZM160 149V150H159ZM162 149V150H161ZM171 149V150H170ZM173 149V151H172ZM183 149V150H182ZM185 149V150H184ZM204 152H203V150ZM213 149V150H212ZM2 150V151H1ZM14 150V151H13ZM57 150H59V147H57ZM99 150V152H98ZM111 150H113L115 154H113L111 152ZM121 150V151H120ZM145 150V152H144ZM155 151V152H151V151ZM170 150V151H169ZM177 150V151H175ZM180 150V152H178ZM189 150V151H188ZM208 150V152H207ZM210 150V151H209ZM215 150V152H214ZM226 150V151H225ZM16 151V152H15ZM19 151V152H18ZM101 151V152H100ZM124 151V152H122ZM162 151V153H161ZM186 151V152H184ZM196 151V152H194ZM202 151V152H200ZM206 151V153H205ZM223 153H222V152ZM8 152V153H7ZM128 154H127V153ZM150 152V154L148 153ZM164 152V153H163ZM179 155L180 153V157L175 154V157H173L171 154L176 153ZM210 152H214V153H210ZM97 153V154H96ZM103 153V154H102ZM108 153V154H107ZM122 153V154H121ZM125 153V154H124ZM130 153H132L130 155ZM138 154V156H141V158H139L137 155L136 157L141 159H137L134 155ZM136 153V154H135ZM167 156H166V154ZM184 158H183V155ZM203 153V154H202ZM228 153V154H227ZM231 153V154H230ZM101 154V155H100ZM107 154V156L105 155ZM127 156L128 158H126L125 156ZM151 154H155L154 159L151 156ZM202 154V156L200 155ZM209 154V155H208ZM226 156H224V155ZM230 154V155H229ZM150 155V156H149ZM168 155H170L168 157ZM187 155V156H186ZM195 155H200V156H195ZM17 156V157H16ZM20 156V157H19ZM63 156V158H62ZM122 156V157H121ZM125 158H124V157ZM134 156V157H133ZM166 156V157H165ZM192 156V157H191ZM208 156V157H207ZM211 158H210V157ZM216 156V157H215ZM54 157V159H53ZM103 157V158H102ZM110 157V158H109ZM171 159H168L170 158ZM199 157V158H198ZM220 157V158H219ZM233 157V158H231ZM237 157V158H236ZM256 157V156H255ZM18 158V159H17ZM131 158V159H130ZM167 158V159H166ZM178 158V159H177ZM198 160H197V159ZM3 159V160H2ZM22 159V160H21ZM64 159V161H63ZM128 159V160H127ZM150 159V160H149ZM164 159V160H163ZM57 160V161H56ZM62 160V161H61ZM110 160V161H109ZM125 160V161H124ZM132 162H131V161ZM135 160V162H134ZM149 160V161H148ZM168 160V161H167ZM172 160V161H171ZM197 160V161H196ZM210 160V161H209ZM213 160V161H211ZM5 161V162H4ZM15 161V162H14ZM54 161V163H53ZM100 161V162H99ZM161 161V162H160ZM163 161V162H162ZM167 161V162H166ZM201 161V162H200ZM216 161V162H215ZM219 161V162H218ZM233 161V162H232ZM235 161V162H234ZM53 164H52V163ZM61 162V163H60ZM66 162V163H65ZM108 162V163H107ZM111 162V163H109ZM128 162V165H126ZM146 163L144 164H140V163ZM151 162V163H149ZM170 162V164L168 163ZM192 162V163H191ZM207 162V163H206ZM213 162V163H212ZM224 162V163H223ZM231 162V163H230ZM22 165H21V164ZM59 163V164H57ZM64 163V164H63ZM89 163V162H88ZM125 163V164H124ZM133 165H131V164ZM150 165V169L147 167L148 164ZM161 163V164H160ZM212 163V164H211ZM219 163V165H217ZM9 164V165H8ZM11 164V165H10ZM17 164V165H16ZM106 164V165H105ZM136 168H135V165ZM152 164V165H151ZM168 164V165H167ZM211 166H210V165ZM230 164V167H228ZM0 165V166H1ZM33 165V166H32ZM45 165V166H43ZM58 165L59 168L58 169ZM69 167L72 170H69ZM91 167H90V166ZM121 165V166H120ZM161 165V166H160ZM200 165L206 168H204V170H207L208 172L204 173V170H201ZM210 167H207V166ZM48 166V167H47ZM51 169H49L50 167ZM62 166V167H61ZM67 166V167H66ZM127 168H126V167ZM142 168L140 171V168L138 169L137 167ZM146 166V167H145ZM155 166V167H154ZM164 166V167H163ZM174 166V167H173ZM199 169L197 170L195 167ZM41 167V168H40ZM43 167V168H42ZM46 167V169H45ZM57 167V168H56ZM76 167V168H75ZM95 167V168H93ZM118 167V168H117ZM131 169H130V168ZM159 167V168H158ZM27 168V169H25ZM42 170H40V169ZM63 168V169H62ZM88 168V169H87ZM90 168V169H89ZM92 168V169H91ZM107 168V169H106ZM135 168V169H134ZM161 168V169H160ZM202 168V169H203ZM225 168V170H224ZM44 169V170H43ZM49 169V170H47ZM53 169V170H52ZM58 169V170H57ZM76 169V171H75ZM106 169V170H105ZM117 169V170H116ZM128 169V170H127ZM137 169V170H136ZM148 171H146V170ZM168 171H167V170ZM211 169V171H210ZM220 169V170H218ZM20 170V171H19ZM61 170V171H60ZM86 170H90V174L87 175L88 173H86ZM122 170V171H121ZM161 170V171H160ZM187 170V171H186ZM193 170V171H191ZM201 170V171H200ZM229 170V171H228ZM19 171V172H18ZM36 171V172H35ZM42 171V172H41ZM48 171V172H46ZM57 171V172H56ZM64 171V172H63ZM68 171V172H67ZM70 171V172H69ZM78 171V172H77ZM141 172L139 174V172ZM158 171V172H157ZM199 171V172H198ZM217 171V172H216ZM28 172V173H27ZM62 174H60V173ZM72 172V173H71ZM94 172V173H93ZM96 172V173H95ZM132 172V173H131ZM146 172V173H145ZM155 172V173H154ZM157 172V173H156ZM184 172V174H183ZM195 174H192V173ZM211 172V174H210ZM217 174H216V173ZM229 172V173H228ZM233 172V174H232ZM44 174V175H41ZM47 173V174H45ZM58 173V174H57ZM66 173V174H65ZM77 173V174H76ZM84 175V176H80L79 175ZM83 173V174H81ZM100 173V174H99ZM180 173V174H179ZM204 173V174H203ZM214 173V174H213ZM226 173V174H224ZM75 174V175H74ZM124 174V175H123ZM149 174V175H148ZM183 174V177L182 175ZM200 174V175H199ZM201 174L202 177H201ZM208 174V175H207ZM216 174V175H215ZM221 174V175H220ZM36 175V176H35ZM51 175V176H50ZM53 175V177H52ZM70 178L68 180V177ZM131 177H130V176ZM134 175V177L132 176ZM155 175V176H154ZM181 175V176H180ZM218 175V177H216ZM230 175L229 177H226ZM239 175V176H238ZM40 176V177H39ZM45 176V177H44ZM47 176V177H46ZM50 176V177H49ZM55 176V177H54ZM66 176V178H65ZM79 178H84L83 179H78ZM93 176V177H92ZM126 176V177H125ZM136 176V177H135ZM149 178H148V177ZM197 176V177H196ZM199 176V177H198ZM211 176V177H210ZM215 176V178H214ZM262 176V177H261ZM43 177V178H42ZM56 177L57 180H56ZM120 177V179H119ZM128 177H130L131 179H129ZM142 177V178H141ZM155 177V178H154ZM177 177V178H176ZM179 177H182L181 179ZM205 177V179H204ZM208 177V178H206ZM213 177V178H212ZM252 177V175L248 174V178ZM260 178L264 177V174L259 176ZM38 178V179H37ZM40 178V180H39ZM47 178V179H46ZM52 178V179H50ZM55 178V179H54ZM75 178V179H74ZM123 178L125 179V181L123 180ZM134 178V179H132ZM198 178V179H197ZM200 178V179H199ZM225 178H227L225 180ZM236 178V179H235ZM242 178V179H241ZM44 179V180H43ZM66 179V180H65ZM132 180V182L128 183L127 180ZM139 179V180H137ZM141 179V180H140ZM144 181H143V180ZM152 179V180H151ZM161 179V181H160ZM209 179V180H208ZM230 179V180H229ZM47 180V181H46ZM57 182H55V181ZM82 180V181H80ZM122 180V181H121ZM171 180V181H170ZM179 180V181H178ZM181 180V181H180ZM212 180V181H210ZM240 180V181H239ZM33 181V182H32ZM73 181V183H72ZM75 181V182H74ZM77 181H79L80 183H78ZM88 181V182H87ZM90 181V183H89ZM134 181V182H133ZM143 181V184H142ZM231 183H228L230 182ZM67 184H66V183ZM92 182V183H91ZM157 182V183H156ZM193 182V183H192ZM255 182H258L257 179H255ZM36 185H35V184ZM39 183V184H38ZM44 183V184H43ZM48 183H50V185H48ZM54 183V184H53ZM75 183V185H74ZM85 183V184H84ZM111 183V184H109ZM141 183V184H140ZM147 183V184H146ZM164 183V185H163ZM168 183V185H167ZM189 183V184H188ZM226 183H228L226 185ZM46 184V185H45ZM52 184V185H51ZM126 184V185H125ZM129 184V185H128ZM132 184V186H131ZM177 184V185H176ZM188 184V185H187ZM222 184V185H220ZM26 185V187H25ZM59 185V186H58ZM71 185V186H69ZM83 185V186H82ZM115 185V186H114ZM139 185L143 186L140 187ZM190 185V186H189ZM195 185V187H194ZM219 185V186H218ZM235 185V184H234ZM40 186V187H39ZM50 186V187H49ZM67 186V187H65ZM82 186V187H80ZM112 186L113 189H110L109 187ZM130 187L132 189L129 188V190H126V187ZM145 186V187H144ZM170 186V187H169ZM174 186V187H173ZM212 186V187H211ZM20 187V188H18ZM69 187H73V188H69ZM119 187V188H118ZM162 187V188H161ZM169 187V188H168ZM24 188V189H23ZM50 188V189H49ZM53 188V189H52ZM77 188V189H76ZM136 188V189H135ZM138 188V189H137ZM143 188V189H142ZM193 188V189H192ZM195 188V189H194ZM197 188V189H196ZM203 188V189H202ZM23 189V190H22ZM47 189V190H46ZM60 189V190H58ZM67 192H66V190ZM70 189V190H69ZM74 191H72V190ZM91 189V190H90ZM108 189V190H107ZM116 189H118V191H116ZM168 189V190H167ZM172 189V190H171ZM69 190V191H68ZM78 190V191H77ZM90 190V191H89ZM116 194H114L112 191ZM123 190V191H121ZM143 190V191H142ZM148 190V191H147ZM188 190V191H187ZM192 190V191H191ZM44 191V192H43ZM53 191V193L51 192ZM81 191V192H80ZM126 191V192H125ZM129 191V192H128ZM136 192L132 193V192ZM140 191V192H139ZM147 191V192H146ZM157 191V192H156ZM184 191V192H183ZM187 191V192H186ZM208 191V192H207ZM72 194H71V193ZM79 192V193H77ZM87 192V193H85ZM104 192V193H103ZM112 192V193H111ZM119 192V193H118ZM124 192V193H123ZM139 192V193H137ZM18 193V192H17ZM41 195H38L40 194ZM43 193V195H42ZM45 193V194H44ZM74 193V194H73ZM83 193V194H82ZM113 197H112V195ZM150 195H149V194ZM262 193V194H261ZM48 194V195H47ZM70 194V195H69ZM82 194V195H81ZM89 194V195H88ZM103 197H101V195ZM120 196H116L119 195ZM134 194V195H133ZM148 194V195H147ZM183 194V195H182ZM186 194V195H185ZM193 194V195H192ZM196 194V195H194ZM203 195L200 198V195ZM88 195V196H87ZM95 195V196H94ZM99 195V196H98ZM105 195V196H104ZM130 195V196H129ZM133 195V196H132ZM192 195V196H190ZM206 195V198H205ZM210 195V196H208ZM36 198H35V197ZM39 196V197H38ZM90 196V200L89 198ZM109 198H107V197ZM132 196V197H131ZM44 197V198H43ZM61 197V198H60ZM93 197V198H92ZM117 197V198H116ZM122 197L123 199L119 200V198ZM125 197V198H124ZM131 197V198H130ZM134 197V199H133ZM151 197V198H150ZM194 197V198H193ZM199 197L200 199L198 200ZM207 200V202H205L204 198ZM264 197V187L260 190H258L256 192L255 195H252V197L250 196V198L246 195L243 196H239V198H237V202L239 200V203L242 204V206H245L246 204H249V202H251L252 200L255 199H260ZM74 198V199H73ZM82 199L83 201H81L80 199ZM96 198V199H95ZM98 198V199H97ZM107 198V199H106ZM116 198V200L114 199ZM144 198V199H143ZM150 198V199H149ZM169 198V199H168ZM175 198V199H174ZM177 198V199H176ZM225 198V197H223ZM253 198V199H252ZM60 199V200H59ZM68 199V200H67ZM87 199V200H86ZM96 202H95V200ZM110 199V200H109ZM138 199V200H137ZM143 199V200H142ZM192 199V200H190ZM62 200V201H61ZM78 200V201H76ZM99 200V201H97ZM101 200V201H100ZM112 200V201H111ZM166 200V201H165ZM203 202H202V201ZM249 200V201H248ZM251 200V201H250ZM69 201V202H68ZM71 201V202H70ZM110 201V202H108ZM116 201V202H115ZM124 203H121V202ZM128 201V205H126ZM132 201V202H131ZM137 201V202H135ZM186 201V202H184ZM188 201H190V203H187ZM65 202V203H63ZM68 202V203H67ZM74 202V203H73ZM84 202H87V204ZM100 202V203H98ZM117 203V205L115 203ZM184 202V203H183ZM196 202V203H195ZM235 202V201H234ZM246 202V203H245ZM24 201H19V206L21 207V205H24ZM56 203V204H55ZM136 203V204H135ZM21 204V205H20ZM60 204V206H59ZM62 204V205H61ZM65 204V205H64ZM78 204L80 206H78ZM93 204V206H92ZM112 208H110V206ZM121 204V205H120ZM124 204V205H123ZM169 204V205H167ZM207 204V205H206ZM70 205V207H69ZM73 208H72V206ZM75 205V207H74ZM141 205V206H140ZM201 205V208L199 207ZM65 206V207H64ZM85 207V208H81V207ZM90 206V207H89ZM99 207V209H97L96 207ZM121 206V207H120ZM125 208H124V207ZM135 206V207H134ZM172 206V207H171ZM181 206V207H180ZM197 206V207H195ZM203 206V207H202ZM206 206V207H205ZM208 206V207H207ZM78 207V208H76ZM92 207V208H91ZM101 207V208H100ZM104 207V208H103ZM116 209H115V208ZM130 208V212H128V208ZM160 207V208H159ZM176 207L179 208L181 211L179 213L176 212ZM80 208V209H79ZM173 208L174 210H176L175 212L171 209ZM185 208V209H184ZM194 208H197V212H198V216L196 217V210H194ZM204 208V209H203ZM51 209V210H50ZM63 209V210H62ZM65 209V210H64ZM71 209V210H70ZM103 209V211H102ZM109 211H107V210ZM161 209V210H160ZM191 209V210H189ZM200 209V210H199ZM69 210V211H68ZM113 210V211H111ZM126 210V212H124ZM135 212H133V211ZM188 211L183 212V211ZM203 210V211H202ZM54 211V213H53ZM67 213H66V212ZM100 211V212H99ZM107 211V212H106ZM115 211V212H114ZM56 212V213H55ZM62 212V213H61ZM71 212V213H70ZM74 212V213H73ZM80 212V213H78ZM82 212V213H81ZM87 212V213H86ZM132 212V213H131ZM190 212H195V213H190ZM89 213V214H88ZM97 213V214H96ZM104 213V214H102ZM107 215H106V214ZM115 213H117L115 215ZM125 213V214H124ZM131 213V215H130ZM137 213V215H136ZM158 213V214H157ZM172 213V214H171ZM177 213V214H176ZM179 213V214H178ZM183 213V214H181ZM190 215H189V214ZM55 217H52L53 215ZM69 214V215H68ZM71 214V215H70ZM73 214V215H72ZM96 214V215H95ZM109 214V215H108ZM160 214V215H159ZM188 214V215H187ZM196 214V215H195ZM89 215V217H93V218H89L87 217ZM109 217V218H107ZM163 215V216H162ZM194 215V216H193ZM62 216V217H60ZM67 218H66V217ZM69 216V217H68ZM80 216H81V220H80ZM85 216V217H84ZM113 216V217H112ZM122 216V217H121ZM148 216V217H147ZM163 218H162V217ZM180 216V217H179ZM185 216V218L183 217ZM52 217V219H50ZM60 217V218H59ZM79 217V218H78ZM111 217V218H110ZM117 217V218H116ZM132 217V218H131ZM135 217V218H134ZM140 217V218H139ZM167 217V219H165ZM182 217V218H181ZM69 218V219H68ZM76 218V219H75ZM114 218V219H112ZM121 218V219H120ZM123 218V219H122ZM124 218L125 221H124ZM137 218V220H136ZM139 218V219H138ZM192 220H191V219ZM198 218V219H197ZM64 219V220H63ZM83 219V220H82ZM98 219V220H97ZM120 219V220H119ZM128 219V221H126ZM158 219V221L156 222V220ZM160 219V221H159ZM173 219V220H172ZM182 222L179 221L176 222L177 220H182ZM189 219V220H188ZM195 219H197V221L195 222ZM200 219V220H199ZM50 220L52 221V223L50 222ZM56 220V221H55ZM58 220V221H57ZM76 220V221H74ZM95 220V221H94ZM106 220V221H105ZM108 220V221H107ZM114 222H113V221ZM122 220V221H121ZM142 220V221H141ZM162 220V221H161ZM199 220V221H198ZM208 220V219H207ZM80 221V222H79ZM85 221V223H84ZM174 221V222H173ZM194 221V222H193ZM201 221V222H200ZM214 222V220H210L209 222ZM55 222V223H54ZM62 222V223H61ZM68 222V223H67ZM82 222V224H81ZM90 222V223H89ZM97 222H99L97 224ZM104 222V223H103ZM107 224H106V223ZM109 222H111L112 226H115V224L117 225V227H111L109 224ZM150 223L149 225L147 224ZM155 222V223H152ZM176 222V223H175ZM200 222V224H199ZM58 223H60V227H58ZM93 223V225H89V224ZM96 223V224H95ZM121 223V224H120ZM124 225H123V224ZM152 223V224H151ZM173 223V224H171ZM181 223V224H180ZM194 224L193 225H190ZM203 223V224H202ZM64 224V225H63ZM89 226H88V225ZM130 224V225H129ZM181 226H180V225ZM196 224V225H195ZM199 224V226H198ZM207 224V225H206ZM247 224V223H246ZM246 224H239V229L243 230V228L245 227ZM75 227H74V226ZM79 225V226H78ZM81 225V227H80ZM85 225V226H84ZM122 225V226H121ZM186 227H185V226ZM188 225V227H187ZM202 225H206L203 226ZM128 226V229H127ZM148 226V227H147ZM176 226V227H175ZM191 226V227H190ZM53 227V228H52ZM65 227V229H64ZM68 227V228H67ZM90 229H89V228ZM95 229H93V228ZM99 228V234H98V228ZM104 227V228H103ZM124 227V228H123ZM14 227H12V229L10 230L11 234L8 233L9 236H7L8 238H6V246H2L0 248V264L4 263L5 260V255L7 253V251H9V245H11L13 243V241H16V239H18L21 236V231H18L17 229H13ZM52 228V229H51ZM72 228V229H71ZM106 228V229H105ZM122 230L121 232L119 231V229ZM140 228V229H139ZM144 228V229H143ZM152 228V229H151ZM157 230H155V229ZM197 228V229H196ZM203 228V229H200ZM57 232H56V230ZM81 229V231H80ZM83 229H86L83 230ZM91 229H93L91 231ZM101 229V230H100ZM114 229V230H113ZM119 231H117V230ZM133 229V230H132ZM142 229V230H141ZM113 230V231H112ZM127 230V231H124ZM167 233H166V231ZM170 230V231H169ZM13 231H14V235H13ZM52 231V232H51ZM65 231V233H64ZM72 231L75 233L73 234ZM93 231L95 233H93ZM101 231V232H100ZM102 231H106L107 233H104ZM154 231V232H153ZM165 231V232H164ZM206 231V232H205ZM17 232V233H16ZM77 232H79L77 234ZM159 232V234L157 233ZM190 232V233H189ZM51 233V234H50ZM70 235H69V234ZM113 233V236L110 235ZM117 233V234H116ZM126 233V234H125ZM153 233V234H152ZM154 233L156 236H154ZM164 233V235L162 234ZM16 234V235H15ZM19 234V236H18ZM64 234V235H63ZM74 236L72 237L71 236ZM96 234V235H95ZM116 234V235H115ZM142 234V235H141ZM148 234H152L150 237L148 236ZM176 234V235H175ZM50 235V236H49ZM69 235V236H68ZM86 237H85V236ZM95 235V236H94ZM100 235V236H99ZM108 235V236H107ZM130 235V237H129ZM172 235V237H171ZM195 235V236H194ZM197 235V236H196ZM64 236V237H63ZM78 236V237H76ZM89 238H88V237ZM104 238H103V237ZM107 236V237H106ZM115 236H116V240H115ZM154 236V238H153ZM165 236V238H164ZM83 237V238H82ZM95 240H93L94 238ZM149 237V238H147ZM157 237V238H156ZM162 237V240L160 239ZM175 237H178V239ZM73 238V240H72ZM82 238V239H79ZM85 238V239H84ZM147 238V239H146ZM164 238V240H163ZM78 239V240H76ZM84 239V240H83ZM87 239V240H86ZM105 239V240H104ZM112 239H114V242ZM153 239V241H151ZM159 239V240H157ZM165 239L167 241H165ZM199 241H198V240ZM204 239V240H202ZM91 242H90V241ZM99 240V241H96ZM108 240V241H107ZM169 240H174V245L171 241ZM245 240V239H244ZM252 240V241H251ZM255 239H250V243L255 242ZM93 241V242H92ZM119 241V242H118ZM148 241V242H147ZM155 241V243H154ZM194 243L192 245V242ZM62 242V243H61ZM68 242V243H67ZM78 245L76 246L77 244ZM84 243L85 246L81 243ZM107 242V243H106ZM122 242V243H121ZM124 242V244H123ZM132 242V243H131ZM160 242V243H159ZM166 242L168 244H166ZM179 242V244H177ZM186 242H188V244H186ZM246 242V241H245ZM91 243V246L89 245ZM98 243V244H97ZM112 243V244H111ZM131 243V245H130ZM136 243V244H135ZM145 243V244H144ZM165 243V245H164ZM170 243V244H169ZM183 243V244H181ZM70 246H68V245ZM73 244V245H72ZM101 244V245H99ZM105 244V245H104ZM112 246H111V245ZM127 244V245H125ZM178 247H176L177 245ZM118 245V246H117ZM134 245V246H133ZM156 245V246H155ZM181 245V246H180ZM183 245V246H182ZM195 245V246H194ZM80 246V247H79ZM84 246V247H83ZM116 246V247H115ZM129 248H128V247ZM138 246V247H136ZM154 246V247H152ZM162 246V248H160ZM172 246V247H171ZM203 246H207L206 248ZM209 246V247H208ZM13 247V245H11V248ZM77 247H79L77 249ZM133 247V248H132ZM143 247V248H142ZM164 247V248H163ZM176 249H175V248ZM183 248L182 250L179 249ZM192 247V248H191ZM196 247V248H195ZM8 248V249H7ZM109 250V255H108V250ZM120 248V249H119ZM124 248V249H123ZM132 248V249H131ZM159 248V249H158ZM168 248V249H167ZM195 248V249H194ZM68 249V250H67ZM98 249V250H97ZM112 249V250H111ZM128 249V250H127ZM130 249V250H129ZM139 251H138V250ZM156 249V250H155ZM158 249V251H157ZM172 249V250H169ZM177 249H179V252ZM84 250V252H83ZM88 250V251H87ZM100 250V252H99ZM116 250V251H115ZM119 250V251H118ZM137 250V251H136ZM149 250V251H148ZM164 250V251H163ZM167 250V251H166ZM177 250V252H176ZM186 250V252H185ZM261 251L259 252L261 255H264V248L260 249ZM66 251V252H65ZM82 251V252H81ZM91 253H90V252ZM101 251L103 253H101ZM115 251V252H114ZM145 251V252H144ZM214 251V250H213ZM63 252V253H62ZM128 252V253H127ZM142 252V253H141ZM185 252V253H184ZM263 252V253H262ZM66 253V254H65ZM73 253V254H72ZM86 253V254H85ZM107 253V256L105 255ZM111 253V254H110ZM132 253V255H131ZM137 253V254H136ZM142 255H140V254ZM162 253V254H161ZM164 253V254H163ZM172 253V254H171ZM175 253V254H174ZM104 254V255H103ZM136 254V256H135ZM174 254V255H173ZM180 254V255H178ZM184 254V255H183ZM66 255V256H65ZM68 255V256H67ZM85 257H84V256ZM87 255V256H86ZM97 255V256H96ZM99 255V256H98ZM120 257H119V256ZM126 255V256H125ZM131 257V259L129 260L128 257ZM164 255V257H163ZM95 256V257H94ZM111 256V257H110ZM145 256V257H143ZM167 256V258H166ZM174 256V257H172ZM180 256V257H179ZM69 257V258H68ZM72 260H71V258ZM74 257V258H73ZM135 257V259H134ZM183 257V259L181 258ZM86 258V259H85ZM94 258V259H93ZM99 258V259H98ZM111 258V259H110ZM172 258H176L175 260ZM201 258L200 255L196 256V261L193 264L198 263V260ZM64 259V260H63ZM69 259V260H68ZM77 259V261H76ZM83 259V260H82ZM89 259V260H88ZM93 260L91 262V260ZM96 259V260H95ZM103 259V260H101ZM121 259V260H120ZM152 257L149 259L151 260ZM56 260V261H55ZM71 260V261H70ZM88 262H87V261ZM95 260V261H94ZM109 260V261H107ZM124 260V261H123ZM129 260V261H128ZM133 260V261H132ZM147 260V261H149ZM52 261V262H51ZM60 261V262H59ZM118 261V262H117ZM132 261V262H131ZM136 261V262H135ZM56 262V263H54ZM77 262V263H76ZM99 262V263H98ZM101 262V263H100ZM103 262V263H102ZM125 262V263H123Z\"/></svg>",
	"mask_w": 264,
	"mask_h": 264
}]
</instances>
